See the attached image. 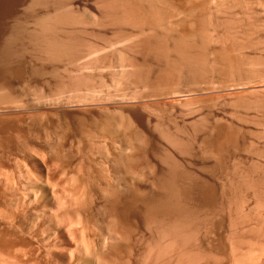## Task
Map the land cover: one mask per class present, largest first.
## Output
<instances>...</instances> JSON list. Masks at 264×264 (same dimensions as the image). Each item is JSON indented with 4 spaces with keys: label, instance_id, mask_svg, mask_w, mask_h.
I'll return each instance as SVG.
<instances>
[{
    "label": "rangeland",
    "instance_id": "rangeland-1",
    "mask_svg": "<svg viewBox=\"0 0 264 264\" xmlns=\"http://www.w3.org/2000/svg\"><path fill=\"white\" fill-rule=\"evenodd\" d=\"M41 1L40 0H36V1L35 0H33V1L32 0H0V55H1L0 56V64H4L2 66L0 65V76H1L0 77V83L1 82H4V83L7 82L6 84H9L10 89L12 88V91H11L12 94H11L10 90L8 91L9 93L4 91L5 93L9 94V95H6V97H5V94L1 95L3 90H0L1 91L0 92V142H2V143H0V155H1L0 156V173H1L0 174V215H1L0 218L3 217L2 219H0V247H1L0 248V264L1 263L2 264H66V262H67V264H96L97 262H98L97 264H101V260L103 259V261H104V258H105V262L103 263V261H102V264H111L112 262H113L112 264H114L115 260H116L115 264H153V263H155L154 261H156L155 259L158 258V259L162 260L163 257H164V259L162 261H160V260L156 261L155 264H157V263L159 264L160 262H161L160 264H163V262H164V264H171V263L172 264H181V262H182V264H184V263L187 264V262H188V264H193V263L194 264H207V263L208 264H212V263L213 264H237V262L239 263L240 261H242L241 264H243V259H244L243 256L245 253L247 254V253L252 251L251 249H253L254 251L251 253H254L256 250L257 253L256 252L255 253L258 254L260 252L259 250L263 249V247H264V233H263V230H264L263 229L264 228V223H263L264 222V218H263L264 213L263 212L264 211H262V210H264V207H263L264 205H261L264 203V200H263L264 199V197H263V194H264L263 193L264 192V184H263L264 183V179H263L264 178L263 177V175H264V66H263L264 65V0H192V1L191 0H189V1L188 0H186V1L182 0L187 5L184 4V2H182L181 0H150L151 3L149 2V0H142V1L141 0H135V2L133 0H130V1L129 0H125V1L124 0L123 1L122 0H116V1H120V2L117 3L116 1L115 2L113 1L115 3V5H113V6L116 9V10L115 9L113 10V13H108L107 12L108 10H105V8H104V10L106 11V13H105L104 10L101 8L102 6L104 7L102 2H106V0H98V2H96L97 0H55V3L57 2L56 3L57 5L55 3H53L54 0H52V1L51 0H46V1L41 0ZM204 1H205V3H204ZM30 2H32L33 5ZM34 2H36V3L34 4ZM38 2L41 4H39ZM128 2L130 3V5H131V2L136 3L139 6V8H141L142 11L144 10V12H145V13H143L144 15L141 13V17L139 16L140 14L138 15L139 16L138 18H137V16H134V18L136 19V22H135V19L131 21L130 20L131 18H130L128 21V19L123 18L124 17L123 14L125 15V13H122L123 12L122 9L124 8V5L128 4ZM240 2H241V4L243 2V4L241 5ZM148 3L150 6L148 5ZM201 4H203V5H201ZM29 5H31L32 7ZM66 5H68V6H66ZM177 5H178V7H177ZM59 6H61L62 8ZM99 6H101V7L99 8ZM116 7H119V8H116ZM142 7H144L145 9H143ZM196 7H198V8H196ZM203 7H204V9L202 10ZM120 8H121V11H120ZM99 9H101V10H99ZM147 9H149V10H147ZM182 9L184 10V12L182 11ZM64 10H66V12ZM70 10L72 13L70 12ZM200 10L202 11V13ZM51 11H52V13H51ZM53 11H55V12L53 13ZM56 11H58V12H56ZM116 11H118V12H116ZM57 13L59 15H57ZM22 14H24L23 18L20 16ZM40 14H41V16L43 15L42 17H44L46 14V17H45L46 19H49L50 17H51L50 19H52L55 16H57L60 19L62 16L66 19L69 18L67 21H65L66 25L64 24L65 23L64 22L63 24H60L57 26V28H56L57 34H56V32H54L56 35L54 33H52V34H54L53 36H56V38L59 37L58 39L60 40V42L67 41L69 44L71 43L70 45L75 47V50L73 49L75 53H73V51L71 50L72 58L71 57L70 58L63 57V58H61L62 60L59 59L57 61L47 60V59H44V56H41V57L39 56L40 53L38 51H35V48L32 47L33 45H31V43H27L30 41L29 40L30 39L29 38L30 32H27V31H30L31 29L32 30L36 29V25L34 24V22L36 23V21H38V20H43V19L45 20V18L39 17ZM61 14H63V15H61ZM104 15H106V16H104ZM147 15H149V17H147ZM24 16H25V18H24ZM15 17L17 18L16 20L22 19L21 20L22 22L20 21V23H18V24H21V26H18V24L16 25L17 27L14 26V22H12V21H13V19L15 20ZM108 17H109V19H108ZM199 17H200V19H199ZM113 18H116V19H113ZM186 18H188V20ZM76 19H78V20H76ZM138 19L139 20L141 19L140 21L143 22L146 26L145 25H144L145 27L142 26L143 23L141 24ZM191 20H192V23H191ZM232 20H234V21H232ZM67 22H70V23H68V25H67ZM135 23H137V24H135ZM147 23H148V26H147ZM198 23H199V25H198ZM34 25H35V27H34ZM235 26L237 29L239 28L238 29L239 31L236 30ZM14 27H15V29H14ZM18 27L19 28L23 27L22 30H24V31L21 32V28L19 29ZM139 27H141V28H139ZM198 27H200V28H198ZM11 28L13 29V31L11 30ZM24 28L27 29V31ZM18 29L20 31L19 33L17 32ZM231 29H232V31H231ZM195 30L197 32H195ZM14 31L16 33H13ZM25 31L28 34L26 33V34L22 35L23 37L17 35V33L22 34ZM8 32H11V33H8ZM200 32H202V33H200ZM209 32H210V34H209ZM237 32H238V34H237ZM151 33L154 35V37ZM197 33H198V35H197ZM233 33H234V35H233ZM250 33H251V35H250ZM11 34H13L12 36H15V37H12L13 38V40H11L12 42L15 41L17 39V37H19V38H18V40H16V42H13V44L10 45V47L12 48L11 49L12 53L9 54V57L2 58L1 50L4 48V45H6L4 43L7 42L8 35H11ZM49 34H51V33H49ZM223 34L225 35V38H224ZM25 35H27V36L29 35V37H27ZM231 35H233V36H231ZM48 36H49L48 37L49 39L53 38L52 35H48ZM67 36L69 38H67ZM205 36H207V37H205ZM208 36H209V40H211V41L208 40ZM230 37H231V39H230ZM232 37H233V39H232ZM236 37L239 39H237ZM14 38H15V40H14ZM27 38H29V39H27ZM56 38H54V39H56ZM147 38H150V39H147ZM178 38H180V39H178ZM234 38H236L238 41ZM5 39H6V41H5ZM215 39H217V40H215ZM148 40L150 42H148ZM181 40H182V42H184V40H185V43L189 44V45H187V47H188L187 50H190L188 52L191 54V58H193L192 59L193 63L190 60L191 63H190L188 68H186V66L183 67L184 64H181L182 61H180L181 59L178 57L179 55H177V53H175L176 51L173 49L174 45L176 44L175 42L181 41ZM220 40L223 42H221ZM67 42H65V43H67ZM139 42H141V43H139ZM143 42H145V43H143ZM147 43H149V44H147ZM142 44H144V45H142ZM145 44H147V45H145ZM152 44H153V46H152ZM24 45H25V47H23ZM141 45H142V47H141ZM233 45L234 46L237 45V46L234 47ZM160 46H161V48H160ZM143 47H144V50H143ZM15 48H16V50H13ZM19 48H22L21 51ZM141 48H142V50H141ZM238 51H240V52H238ZM125 54H127V56ZM124 55H125V58H124ZM129 58H130V61H128ZM143 58H145V59H143ZM166 58H167V60H165ZM238 58L240 60H238ZM5 59H7V60H5ZM4 60H5V62H4ZM155 60H158V61H155ZM7 61H8V63L6 65ZM132 61H134V62H132ZM173 61H175L176 63H178L181 66H179L178 64H176ZM128 62H130V63H128ZM138 62H140V63H138ZM179 62H181V63H179ZM134 63H136V64H134ZM137 63L138 64L143 63L142 67H144L146 69V71L150 72V73L147 72L146 75L148 74L147 80L149 78L148 81L151 84L148 82H147L148 85H147V83H143V82H141L142 84H144L143 86H142V84H140L139 81H141V80L138 77H136L134 74L136 68L138 67V66H136ZM170 63H172V64H170ZM173 66H177V67H173ZM132 67L133 68L135 67V70H133ZM33 68H35L36 72L38 71V73L33 72L34 71ZM180 68H181V70H180ZM182 68L185 69L186 71L182 70ZM172 69H174V71ZM175 69L176 70L178 69L177 72ZM18 70H19V72H18ZM187 70H188V73H187ZM127 71H131L132 73L128 72V74H127ZM171 71H172L173 75L171 74ZM51 72H53L54 74H51ZM175 72L176 73L180 72L182 74L186 73L187 75L186 74H184V75H186L187 77L185 76L182 79L176 80V76H174ZM165 74L168 77L172 75V77L175 79H173L172 77L171 78L169 77V79H168L167 77H164ZM188 74H189V76H188ZM132 75H134V76H132ZM126 76H127V78H126ZM131 76L134 80L132 78H129ZM6 79H7V81H6ZM75 79H77V80H75ZM127 79H129V80H127ZM164 79H165V81H164ZM21 80H23V81H21ZM60 80L62 81L61 84H59ZM4 83H1V84L4 85ZM32 83L36 84V85L32 86L33 85ZM56 83L58 84L59 87L56 85ZM38 84H40V85H38ZM45 84H46V86H45ZM64 84H65V86H66V84L69 85V87L74 86V88H71V87L68 88L66 86L68 88L67 89L65 86H63ZM76 84L78 87L76 86ZM60 85H62V87ZM61 88L62 89L65 88V89H63V91H62ZM33 89H34V91H33ZM36 89H38L37 91H38L39 96L36 95L37 94ZM39 89H43V90L41 91ZM58 89H60L59 94L57 92ZM69 89H70V91H69ZM71 90H73V91H71ZM39 92H41V93H39ZM50 93H51V96H50ZM40 95H42V96H40ZM55 95H57V96H55ZM54 96H55V98H54ZM35 97H37V98H35ZM72 97H73V99H72ZM5 98L8 100L6 101ZM15 98L16 99L18 98V100H15ZM65 98L67 99V101ZM80 98L82 99L81 101L79 100ZM83 98H84V100H83ZM34 100H35V102H34ZM14 101H17V102H14ZM259 102H261V103H259ZM20 104H23V105H21V107H20ZM262 104H263V106H262ZM64 105H65V107H64ZM70 105H73V106H70ZM22 107H24V108H22ZM50 107H52V108H50ZM105 107H107L109 109V111ZM42 108H44V109H42ZM101 108L102 109L105 108L104 111ZM4 109H6V110H4ZM22 109H24V110L22 111ZM117 109H119V110H117ZM7 110H9V111L7 112ZM113 111H114V113H113ZM37 112H38V115H36ZM41 112H42V114H41ZM119 112H121V115H123V121H125V119L127 120L129 118L130 120H128V122H126V123L130 122L131 126H133V127L136 125V127H138L139 129L142 130L141 132H144L146 129L148 134H150V135L155 134V136L157 135V137H158L159 132L163 133L165 131L164 133H166V135L168 134L167 136L172 135L171 137L174 140L176 138H174L173 136H177V139L175 141L176 142L180 141L179 144H182V145L184 143L183 146H185V143H186V145L189 148L188 151H187V147H186V150H184L186 153H183V152L178 153V150L174 151L173 150L174 148L170 147V146H172V145H170V142L168 140H165L167 138L166 135H165L166 136L165 139L161 138L162 136H160V135L158 138L156 137L158 139L156 141V147H158L157 148L158 154L161 153L160 154L161 156L167 155V157H170V156L174 157L175 159H177L178 162L179 161L181 162V163L179 162L180 165L183 164L182 167L184 166V168H186L188 170H192V172L196 173V175L198 174L199 180L201 179V181H199L200 183L197 182L196 185H192L193 187L190 186L191 187V191H190L191 192V194H190L191 200H192L193 204H195L193 206L196 207L197 211L194 210L193 208L192 209L194 211L191 210L193 213L192 215H194V216H192V218L190 219V222L193 219L194 222L193 221L192 222L196 225H194L191 222L190 225L194 228V232H193L192 227L189 225V230L191 229L192 231H189L188 234L190 233L189 239L190 240L193 239L195 241H193V240H192V242L190 240L186 241L185 242L186 244H184L183 247H180L181 249L180 248H175V250H174V248L169 249L168 251H170L171 253L168 252L167 250H165L163 246H166V244L164 245L163 242L164 241L167 242V240L162 239L163 242H162V240L158 241V242L155 241L156 237H154L155 235H154L153 231L150 229V227L149 226H146V227L143 226V225H145V223L143 224L144 219L142 216V211H143L142 207L143 206L141 207L140 204H137L135 209L136 208H138V209H136V211H135V209L133 207H132L133 208L132 209L131 206H128V203L126 204V202L128 200H127V197L125 194L126 191H124V190H126L128 188L127 191H130L129 187H132V186H130V184H131L130 181L132 183L134 182L135 183V184L133 183L134 185L140 184L143 186V184H144V186L145 185L148 186V184L146 183L147 173L144 169L143 164H142L143 166H140L141 167L140 170H142V171L140 172L139 169L133 170L134 173L133 172H129V173L128 172H126V173L120 172V173H118V171L114 170V166L112 168V165L114 164L115 159H117L116 157L119 156L120 154H122L121 156H119L121 158H123V156L125 157L128 154L127 157H125L123 159H126V158L129 159L130 158V156L132 155L131 150H133L134 145L133 146L127 145L125 147L126 151L123 150L122 149L123 147L120 148L119 147L120 144L118 145L117 141L121 142L120 141L121 139L117 140V138L119 139L117 134H115L116 140H113L115 137L112 138L114 136V133L112 134L111 133L112 131L108 130L110 128H108L107 131L105 130L106 132H109L110 134L109 133L106 134V132L103 131L106 128L101 129V126L99 125L98 122H100V124H101V121L104 117H109V116L112 118L114 117L113 120H115L114 121L115 125H114V122L111 123L112 125L110 124L111 127L113 126V128H114L116 126V122H118V121H116L117 119H115V118L120 117V115H117V113L120 114ZM109 113H111L112 115L111 114L109 115ZM46 114H47V116H46ZM51 114L53 117L51 116ZM53 114H55V115H53ZM90 114H91V116H90ZM126 114H127V116H126ZM31 115H32V117L33 116L34 117L31 118ZM41 115L45 116V118H41L42 117ZM72 115H74V116L76 115V119ZM116 115H117V117H116ZM124 116H126V117L124 118ZM59 117H61V118H59ZM98 117H99L100 121L97 119ZM40 118H41L42 122L40 121ZM83 118L86 120H84ZM89 118H92V119H89ZM93 118H95L97 120L96 122L98 123V125H97L98 128L96 126L97 123L95 122V119L93 120ZM79 119H80V121H78ZM54 120L55 121L59 120V122H55ZM32 121L34 123H32ZM92 121H94V122H92ZM134 122L136 124H134ZM229 122H230V124H229ZM48 123L50 125H47ZM56 123H58V124H56ZM73 123H75V124H73ZM78 123L80 124V126ZM85 123H89L88 125H90V126H88ZM92 123H94L95 126ZM26 124L29 127V128L27 127V129H26V126H27ZM54 124L57 126H55ZM60 124H62V127H59ZM67 124H68V126L72 132L70 130H66V129H69L68 126H66ZM130 124L128 126H130ZM40 125H41V127H40ZM91 125H92V127H91ZM233 125H234V127H233ZM46 126L48 127L49 130L47 129ZM125 126L127 127V124ZM153 126H155V127H153ZM201 126H202V129H201ZM204 126L206 127V129ZM32 127H34V128H32ZM56 127H57V129H56ZM75 127H76V129H75ZM94 127H95V129H94ZM193 127L196 128V131H193V130H195ZM219 127L221 129H219ZM40 128H41V130H39ZM89 128L90 129L92 128L93 130L92 129L90 130ZM116 128H117V126H116ZM235 128H237V129H235ZM59 129H61L62 131ZM78 129H80L83 136L81 135L80 131H77ZM134 129H135V127H134ZM29 130H31L32 133ZM46 130H47V132H46ZM110 130H112V129H110ZM122 130H124V129H121L120 131H122ZM149 130H150V132H149ZM160 130H163V131H160ZM237 130L240 132H238ZM50 131H52V132H50ZM74 131H75V133H74ZM76 131H77V133H76ZM97 131H98V133H97ZM114 131H116V129ZM118 131H119V129H118ZM8 132H10V133H8ZM62 132H63V134H62ZM92 132H93V134H92ZM156 132H158V133H156ZM171 132H173V133H171ZM59 133H60V135L61 134L62 135L60 136ZM64 133H65V136H64ZM88 133L90 134L91 137L89 136ZM99 133H101V135ZM115 133H117V132H115ZM96 134H98V135H96ZM43 135H44V137H43ZM193 135H195V136H193ZM55 136L57 137L58 140L55 138ZM84 136H86L87 138L86 137L84 138ZM109 136H112V137H110L111 139L109 138ZM155 136L153 135V137H155ZM31 137H33V139ZM61 137H62V139L63 138L65 139V140L63 139L64 142L62 141ZM74 137L78 140H76ZM230 137H232V139ZM48 138H50V139H48ZM92 138H93V140H92ZM80 139H82L81 140L82 143L80 142ZM104 139H105V141H104ZM167 139H169V137ZM181 139H182V141H181ZM15 140H17V141H15ZM50 140H52V141L55 140V142H53V145H52V141L50 142ZM74 140H76V141H74ZM112 140L114 142L113 143L114 145H112ZM141 140H143V137H141ZM18 141H20V142L22 141L20 143L21 145L19 144ZM167 141H168V143H167ZM16 142H18V143L16 144ZM198 142H199V145H201V146L203 144L205 145V146L203 145L204 147L202 148L203 152H202V150H200L201 147L200 148L198 147L199 146ZM228 142H229V145H228ZM234 142H235V144H234ZM13 143H15V144H13ZM115 143L124 152H122L121 150L115 151V150L119 149L118 147H117L118 149H115L116 148ZM190 143L192 144V146L190 145ZM218 143H219V145H218ZM28 144H30V145H28ZM225 144L228 148L225 146ZM25 145H26V147L30 146L31 150L27 151ZM54 145H56V146L58 145L57 146L58 152L56 151L58 153V155L55 152L56 147ZM76 145L78 146L77 148H76ZM157 145H159V146H157ZM100 146H102V147H100ZM104 146L106 148H104ZM214 146H216V147H214ZM232 146H233V148H232ZM20 147L23 149V151ZM24 147H25V150H24ZM53 147L55 148L54 152H53V150H51ZM67 147H68V150H67ZM97 147H99V148H97ZM127 147H129L131 150L129 148L127 149ZM135 147H136V145H135ZM162 147H163V149L161 150L160 148H162ZM192 147H194V148H192ZM219 147H221V148L219 149ZM222 147H224L223 149H226L227 151L223 150ZM62 148H64V149H63V152L61 154ZM78 148L80 149V151L78 150ZM82 148H84L85 150H83ZM102 148H104V149H102ZM166 148H169V149H166ZM210 148H211V150H210ZM4 149H5V151H4ZM190 149H191V151H190ZM206 149L208 151L210 150L212 152V157L209 155V154H211V152L210 153L207 152L208 155L205 153ZM212 149L214 151H212ZM231 149H233V150H231ZM33 150H34V152H33ZM73 150H75V151H73ZM107 150L109 153L105 152ZM163 150L165 152H163ZM218 150L221 152H219ZM68 151H69V153H68ZM81 151H86V152H81ZM114 151H115V153H114ZM167 151H169L168 153L171 152L170 156H168L169 154L167 153ZM180 151H182V150H180ZM64 152H65V154H64ZM129 152H130V156H129ZM175 152H176V154H175ZM191 152H192V154H191ZM55 153H56V156L54 155ZM81 153H83V154L86 153V154L84 156ZM107 153L109 154V156ZM116 153L117 154L119 153V155H117ZM162 153H164V154H162ZM225 153H227L228 156ZM49 154H51V158L53 156H55L56 158H60L61 162L58 163L60 161L59 159L56 160L54 158H52V159L49 158L50 157ZM67 154L70 157L72 156L71 159H69L70 157ZM96 154L97 155L100 154V155L97 156ZM185 154H187L189 156H187ZM199 154H200V156H199ZM204 154H206V155H204ZM213 154H214V157H213ZM46 155H47V157H46ZM60 155H61V157H60ZM74 155H77V156L74 157ZM177 155H178V157H177ZM219 155H221V156H219ZM62 156L64 159H61ZM79 156H80L81 160H83V161L85 160V162L87 160H89V161H87L86 163L83 161L80 162L78 160ZM181 156H182V158H180ZM205 156H207V158ZM209 156L211 157V159ZM81 157H83V158H81ZM75 158H77V160ZM233 158H234V160H233ZM105 159H108V160H105ZM112 159H114V160H112ZM207 159H208V161H207ZM54 160H56L58 162H56ZM217 160H219V161L217 162ZM63 161H65V162H63ZM112 161H114V162H112ZM125 161H127V159ZM233 161H235V162H233ZM101 162H102V164H100ZM55 163H57V165ZM66 163H68V164L66 165ZM73 163L74 164L80 163V164L77 166V164L74 165ZM89 163H90L91 167H90ZM94 163H95V165H97L98 163L99 164L95 167ZM204 163H206L205 164L206 166L202 165ZM232 163H234V164H232ZM81 164L84 165L83 168H82ZM86 164H88V165H86ZM185 164H187V165H185ZM209 164H210L211 168L208 167L209 168L208 169L207 166H209ZM230 164H232L233 166L232 165L230 166ZM92 165H94V166H92ZM102 165H104L105 167L103 166L101 168L100 166H102ZM212 165H214V168H212ZM87 166L90 168L87 169ZM106 166H108V169L106 168ZM200 166L205 167V168L199 169ZM234 166L236 167L235 170H234ZM58 167H60V168H58ZM79 167L83 170H81ZM97 167H99V168H97ZM64 168H66V169H64ZM75 168H78L80 173H82V171H84V168H85V170H88L87 176H89L88 178L90 180L89 181V183H90L89 187L90 186H92V187H91V189L88 188L89 189V193H88L89 195H87L86 197L83 195V192H81L80 189H78V190H80V192L82 193V195L84 197L81 195V193L79 191H77L78 186H80V185L75 186L76 184H78V182H77L78 180L76 181V184L75 183L72 184L74 182V180L76 178H78L77 176L80 175V177H81V174L78 173L77 172L78 170ZM142 168L144 169L145 174L142 173V172H144ZM196 168H197V170H196ZM70 169H73V170H70ZM97 169L99 170V173H98ZM102 169L103 170L105 169V170L103 171ZM230 170H232V171H230ZM259 170H261V171H259ZM27 171H28V173H27ZM45 171H46V173H45ZM112 171H116L113 173L115 175H117V177L112 173ZM219 171H220V173H219ZM242 171H243V175H242ZM71 172L75 175H73ZM75 172H77V173H75ZM136 172L140 173V175L138 176V173H136ZM227 172H229V173H227ZM84 173H86V171H84ZM84 173H82V174H84ZM116 173H118V174H116ZM29 174H30V176H29ZM106 174H108V175H106ZM121 174H123L125 176L123 177V175H121ZM141 174H143L142 176L145 175V177H142ZM224 174H226L227 176ZM238 174L241 176H239ZM256 174H258V175H256ZM20 175H22L23 177ZM71 175L75 176V179L72 178ZM113 175L115 176V178L112 177ZM126 175H128V176H126ZM261 175H262V177H261ZM31 176H32V178H31ZM119 176H121V177H119ZM251 176H252V178H251ZM91 177H93V178L95 177V178L93 179ZM133 177L135 178L134 181L131 179ZM139 177H141V178L139 180H137ZM249 177L251 179L250 181H249ZM64 178L66 180H64ZM69 178L71 180H73V182ZM100 178L102 179V181H99ZM111 178H112V180H115L117 182L114 184L115 181L113 182L111 180ZM25 179H26V181H25ZM67 179H69V181ZM104 179L108 180V181H105ZM121 179H124V181L127 180V182L125 181V185H127L126 183H130V184H128L129 187L125 186V185L122 186L123 185L122 183H124V181L123 180H122L123 182L120 181ZM216 179H217V181L220 180L219 183L216 182ZM258 179L261 180V182ZM232 180L233 181L235 180V181L233 182ZM65 181L67 182L66 185H65ZM224 181H226V182H224ZM230 181H232V183ZM236 181H237V183H236ZM247 181L249 183H247ZM101 182L104 185L101 184ZM137 182H139V183H137ZM221 182L224 184H222ZM227 182H228V184H226ZM34 183H36V184H34ZM69 183H70V185H69ZM97 183H99V184H97ZM133 184H131V185H133ZM235 184H236V187H235ZM247 184H249L250 186ZM10 185H11V187H10ZM28 185H31V186H28ZM93 185L96 188H94ZM108 185H110V186H108ZM221 185H223V186L220 187ZM227 185L228 186L230 185L228 191L231 190V192L227 191V188H228ZM246 185H247V189L249 187H250V189H248V190L245 189ZM258 185L260 186V188ZM98 186L100 189H97ZM117 186H119V187H117ZM3 187H5V188H3ZM63 187H65V188H63ZM101 187H103V188H101ZM223 187L225 188V190L224 189L222 190ZM240 187H241V189H239ZM109 188H110V190L112 189V191H113V189H114V191H115V189L118 190V188H119V191L121 189H123L122 193H120L121 191L119 192L116 190L119 193V196H118V194L115 192V195H117V197L114 196L113 198H115V199L117 198L116 200L110 198V200L116 201V203L113 201L112 202L109 201V198H107L108 196H105L106 202L104 200V198H105L104 195H106V191H107L106 189H109ZM243 188L246 191L243 190ZM11 189H14V190H12V192H11ZM51 189H52V191H51ZM74 189H75V191H74ZM101 189L102 190L104 189V193H102L103 191ZM210 189H212V190H210ZM37 190H39V191H37ZM64 190H65V192H64ZM233 190L234 191L236 190V191L233 192ZM23 191H24V193H23ZM31 191H33L32 194H30ZM54 191L56 194L54 193ZM100 191H101V193H99ZM238 191L239 192L241 191L240 192V193H242L241 196H240V193L237 194ZM52 192H53V194H52ZM72 192H74V193H72ZM76 192H77V196L75 195ZM90 192H92V193H90ZM223 192H224V194H222ZM64 193H67V195ZM127 193L129 194V192H127ZM210 193H212V194H210ZM213 193H214V195H213ZM71 194H72V196H71ZM79 194L81 195L80 197L78 196ZM220 194H222L224 196H222ZM230 194L232 197L230 196ZM260 194H262V195L260 196ZM32 195H37V196H32ZM101 195H103V196H101ZM120 195H122V196H120ZM192 195H193V197H192ZM15 196H16V199L14 198ZM52 196H53V198H52ZM67 196H71V197L66 198ZM235 196H236V198H235ZM81 197H83V198H81ZM125 197H126V200H125ZM245 197L247 198V200ZM250 197H252V198H250ZM254 197L258 200V202H256L257 200ZM75 198H78V199L80 198V199L75 200ZM98 198H100V199H98ZM118 198H119V200H118ZM230 198H231L230 201L231 202L233 201L232 203L230 201H228ZM260 198H262V199L260 200ZM62 199H64V200H62ZM67 199H70V200H67ZM83 199H86V200L88 199V201H86L85 204H88L90 208L88 206L86 208H84V206H86V205L84 204L85 200H83ZM91 199H92V201H90ZM236 199L238 201H235ZM244 199L246 201H244ZM58 200H59V202H58ZM202 200H204V201H202ZM221 200H222V202H221ZM63 201H64V203H61ZM67 201H69V203ZM73 201H74V203H73ZM226 201H228V202H226ZM76 202L79 204V206H80V202H82L84 204V206H83L84 210L81 206H80L81 208L79 206H77L78 204ZM89 202H90V204H89ZM102 202H103V204H102ZM198 202L201 205H199V204L196 205ZM105 203H107V204H105ZM108 203H110V206H107V205H109ZM111 203H114V207H113V204H111ZM244 203H245V205L242 206V204H244ZM57 204H58V206H57ZM218 204H220V205L222 204V206L219 207L220 205H218ZM238 204H240V205H238ZM17 205H19V206H17ZM55 205H56V207H55ZM236 205H237V207H236ZM63 206H64V208H63ZM65 206H67L68 209L65 208ZM92 206H94V207H92ZM111 206L113 208H110ZM238 206L239 207L242 206V207L238 208ZM19 207H21V209ZM75 207H76V209H75ZM108 207L111 210H108ZM226 207H229L230 210L228 208L226 209ZM234 207L237 209H235ZM249 207H250V209L253 210V211L251 210L252 212L249 211L250 210ZM70 208H71V210H70ZM78 208H80L81 211H80V209L78 210ZM256 208L257 209L259 208L258 211ZM58 209H61V210H58ZM98 209H99V211H98ZM113 209H114V212L117 214V215L114 214V216L116 218H118L117 220H120L119 222H123V224H124L123 225L121 223V225L123 226L122 229L124 232L121 231V234L120 235L118 234L119 236L117 234L112 233L111 226H106L107 224L110 225V223H107V222H110L109 216L113 215V214L110 215V213ZM200 209H201V211H200ZM240 209H242V210H240ZM254 209H255V211H254ZM88 210H89V212H88ZM137 210H139L140 212H138ZM202 210H203V212H202ZM213 210H214V212H212ZM239 210L241 212H239ZM245 210L247 211L248 214L245 213L246 212ZM121 211L122 212L124 211L125 214H124V212L121 213ZM217 211H218V213H217ZM226 211H227V213H226ZM242 211H243V213H242ZM256 211H257V213H255ZM61 212H62V214L64 212V214L62 215ZM103 212L106 213V215H104ZM198 212H200V213H198ZM74 213L76 215L79 214L77 216L78 219H80V217L82 216L80 221L83 224L82 223L80 224V221H78L76 224L74 223L75 225L72 224V225H74L73 226L74 228H73L71 225V223H72L71 220L73 219L72 220L73 222H76L78 220V219H76L77 217L76 218L74 217V216H76ZM81 213H83L84 215L83 214L81 215ZM118 213L119 214L121 213L120 216ZM260 213H262V214H260ZM100 214H101V216H100ZM126 214H128V215H126ZM235 214L237 216L239 214L240 217L235 216ZM245 214H247V216ZM253 214H255V215H253ZM68 215L69 216L71 215V216L69 217ZM89 215L91 217H89ZM123 215H126V217L125 216L122 217ZM131 215H135V216L133 217ZM207 215H209V216H207ZM87 216L89 219L87 218ZM97 216H98V219H97ZM106 216H108V217L106 218ZM117 216H119L120 218ZM245 216H246V219L244 220ZM251 216L256 221L254 219H252ZM58 217H59V220L56 219ZM130 217H132V218H130ZM206 217H208L209 219H207ZM52 218H53V221H52L53 223L51 222ZM84 218H85V220H84ZM93 218H94V221H93ZM123 218H125V219H123ZM137 218L140 220H138ZM239 218L243 219L244 222H243V220L238 221L237 219H239ZM247 218H251V219H247ZM62 219H63L64 223L62 222ZM64 219H66V220H64ZM126 219H127V221H125ZM202 219L203 220L206 219V220L203 221ZM210 219H213V222H212V220L210 221ZM68 220H70V221H68ZM86 220H88L89 222L87 221L84 224V221H86ZM100 220H102V221H100ZM135 220H136V222H135ZM57 221L62 223L63 225L61 224V227H60V223H57ZM259 221H260V223H259ZM8 222L12 225H10ZM102 222H105V223H102ZM228 222H230V223L228 224ZM241 222H242V225H240ZM65 223H67V225ZM244 223H245V225H243ZM78 224H79V226H78ZM95 224H96V227H95ZM126 224H127L128 228H126L127 227ZM133 224L136 226L135 227L136 229L134 228ZM197 224L199 225L198 227H197ZM237 224H239L240 226H238ZM252 224H253V226H252ZM255 224L256 225L258 224V225L256 226ZM262 224H263V226H262ZM56 225H57V228H56ZM69 225H71V227H69ZM88 225H90V226H88ZM202 225H204V227ZM212 225H213V227H212ZM235 225H237V226H235ZM102 226H105L106 228L102 227ZM205 226H207L206 229H205ZM250 226H251V228L254 227L256 229L255 230H254V228L251 229ZM88 227H89V230H88ZM107 227H109V228H107ZM196 227L197 228L201 227V228H199L198 229L199 231H198ZM247 227H248V229H247ZM259 227L261 230L258 229ZM15 228H17V229H15ZM67 228H68L69 232H68ZM95 228L97 230H99L98 233H97ZM212 228H213V230H212ZM242 228H244V230ZM107 229H109V230H107ZM81 230H83V231H81ZM92 230H93V232H92ZM233 230H235V231L233 232ZM250 230H252V231H250ZM256 230H257V232H256ZM126 231L128 232V234L126 233ZM246 231H248L249 233ZM106 232L109 233V236H108V233L106 235ZM132 232H134L133 233L134 235L131 234ZM135 232H137V233H135ZM148 232L151 234H149ZM24 233L26 234V236ZM68 233H69V235H67ZM81 233L83 236L81 235ZM99 233H100V236L98 235ZM111 233L114 235V237H113V235H111ZM123 233H124V235H123ZM138 233H140V234H138ZM146 233H148V234H146ZM195 233H198V234H195ZM96 234H97V238H96ZM102 234L104 236H102ZM199 234H201V235L197 237V235H199ZM207 234H208V237L206 238ZM71 235L73 236L72 239H74V240L70 239ZM125 235H126V238L127 237H129V238L124 239ZM132 235H133V237H132ZM141 235H142V237H141ZM143 235H144V237H143ZM148 235L149 236L151 235L150 239H149ZM152 235H154V236H152ZM239 235L241 236V239H240ZM13 236H14V238H13ZM74 236H75V238H74ZM79 236H81L82 238ZM110 236H112V237H110ZM194 236L196 239L199 238V240H196L194 238ZM204 236H205V238H204ZM235 236H236V238H235ZM92 237H94V239ZM102 237H103V240H102ZM109 237H110V239H109ZM248 237H249V239H248ZM258 237H259V239H258ZM134 238L138 242L135 241ZM215 238H216V241H215ZM229 238H231V239H229ZM246 238H247V241H246ZM77 239H79V242L80 241L82 242L84 239L83 244L82 243L77 244L78 243ZM99 239L102 241H104L106 239L105 240L106 242L104 241V243H103ZM108 239L111 241H109ZM252 239H253V241H252ZM261 239H263V241ZM70 240H72V241L70 242ZM91 240H92V242H91ZM114 240H116V241H114ZM125 240H126V242L128 240V242L126 243ZM117 241H118V243H117ZM131 241H133V242L131 243ZM153 241H155L157 243H155ZM197 241H201V242H197ZM228 241H230L232 243H230ZM243 241L246 243H244ZM74 242H76V244ZM107 242H110V244ZM120 242H122V243L125 242V244H128V246L125 245L124 243L122 244ZM139 242H143V243H139ZM147 242L148 243L150 242V245L152 244L153 246L152 245L149 246V244H147ZM159 242H161L163 244H161ZM189 242H191V243H189ZM195 242H197V243H195ZM247 242H248V244H247ZM253 242H255V243H253ZM87 243H89V244H87ZM101 243H102V245H104V248H102L103 246L101 245ZM158 243L160 245H163V246L160 247V245ZM204 243L207 245H205ZM228 243L232 246V250L230 249L231 246H229ZM105 244L106 245L109 244V246H105ZM112 244L115 248L112 247ZM132 244H135V245L133 246ZM257 244H259L260 246L258 245L259 246L258 247ZM73 245L74 246L76 245L77 248L74 247ZM110 245H111V247H110ZM188 245H189V247H188ZM214 245H216V246H214ZM236 245L239 247H237ZM243 245L245 247H243ZM116 246H117V248H116ZM125 246H127V247H125ZM130 246H131V249H129ZM156 246H158V247H156ZM198 246H201V247L203 246V247L198 248ZM107 247H109V249H111V251ZM149 247H151L150 250H149ZM162 247H163L164 252L162 250ZM223 247H224V249H223ZM86 248L88 249V251L91 249V251H89V252L92 255L90 253H88ZM152 248L155 249V251L157 249V252H155ZM192 248H194V249L198 248L197 253H200V254H198V257H197V254L195 252L196 249L193 250ZM215 248H217V249H215ZM248 248L250 250H248ZM85 249H86V251H85ZM97 249H98V251H96ZM103 249L106 250L104 253H103V251H104ZM113 249L116 251L113 252L114 251ZM122 249H124L123 251L125 254L123 253ZM160 249L162 250V252ZM199 249H201V250H199ZM65 250H68L69 252L65 251ZM108 250H109V252H108ZM127 250L130 253L126 252ZM159 250H160L161 256L159 255ZM182 250L184 251V253ZM214 250H215V252H214ZM70 251H71V254H70ZM77 251H80L81 253H79ZM192 251H194V254ZM231 251H233L234 254ZM236 251H238V252H236ZM263 251H264V249H263ZM73 252H74V255L72 256ZM82 252H83V254H82ZM120 252H121V254H119ZM133 252H135V253L133 254ZM176 252L179 255L175 256L174 254H172V253L176 254ZM189 252H191V253L188 256L187 254H189ZM240 252H242V253L240 254ZM145 253H146V255H144ZM209 253L211 255H208ZM93 254H95L96 257L98 256L97 258H100V259H101L102 255H103V257L101 260L96 259L95 255H93ZM129 254L132 256H130ZM170 254H171V256H166V255H170ZM185 254L187 255V257ZM231 254H233V255H231ZM262 254L260 257H258L256 259V262H250V264L251 263L252 264H264V252H262ZM105 255L107 257H105ZM147 255H148V257H147ZM152 255L155 259L152 258ZM193 255H196V256H193ZM213 255H215V256H213ZM229 255H231V256H229ZM237 255H238L237 260L241 255H242V257H241L242 259L240 258L239 261L235 260ZM108 256H109V258H108ZM110 256H112V257L110 258ZM179 256H181V257H179ZM184 256L186 257V261H185ZM191 256L194 259H192ZM216 256H218L217 259H216ZM93 257H95V258L93 259ZM165 257H167V258H165ZM219 257H220V260H219ZM171 258L174 260H171ZM210 258H212V259L214 258V259L212 260ZM233 258H235L234 259L235 262L233 261ZM86 259H89V261ZM124 259L126 260L127 263L124 261ZM145 259H147V260H145ZM34 260H36V261H34ZM97 260H99V261H97ZM144 260H145V262H144ZM169 260H170V262H169ZM200 260H202V261H200ZM223 260H224V262H222ZM151 261H153V262L151 263ZM179 261H181V262H179ZM206 261H207V263H206ZM244 264H247V263H244Z\"/></svg>",
    "mask_w": 264,
    "mask_h": 264
},
{
    "label": "bare ground",
    "instance_id": "bare-ground-1",
    "mask_svg": "<svg viewBox=\"0 0 264 264\" xmlns=\"http://www.w3.org/2000/svg\"><path fill=\"white\" fill-rule=\"evenodd\" d=\"M33 1V0H32ZM36 1V0H35ZM41 1V0H40ZM46 1V0H45ZM52 1V0H51ZM116 1V0H106V2H102V4L104 5V7L102 6H99V8L101 7L103 10H104V8H105V10H108L107 12L108 13H113V10L115 9V7L113 6V5H115V3L114 2ZM123 1V0H122ZM125 1V0H124ZM130 1V0H129ZM134 2H135V0H133ZM142 1V0H141ZM182 1V0H181ZM180 1V2H181ZM184 1H186V0H184ZM184 1H182V2H184ZM189 1V0H188ZM192 1V0H191ZM42 2V1H41ZM96 2H98V0L96 1ZM117 3L118 2H120V1H116ZM137 2V1H136ZM147 2V1H146ZM149 2H150V0H149ZM170 2V1H169ZM174 2V1H173ZM178 2V1H177ZM179 2V3H180ZM195 2V1H194ZM199 2V1H198ZM234 2V1H233ZM238 2V1H237ZM236 2V3H237ZM250 2V1H249ZM248 2V3H249ZM254 2V1H253ZM32 5H33V3L32 2H30ZM36 2H34V4H35ZM39 3V2H38ZM37 3V4H38ZM43 3V2H42ZM50 3V2H49ZM53 3H55V0H54V2ZM52 3V4H53ZM57 3V2H56ZM55 3V4H56ZM59 3V2H58ZM116 3V4H117ZM151 3V2H150ZM171 3V2H170ZM190 3V2H189ZM192 3V2H191ZM204 3H205V1H204ZM246 3V2H245ZM36 4V5H37ZM39 4H41V3H39ZM48 4V3H47ZM66 4V3H65ZM97 4V3H96ZM139 4V3H138ZM178 4V3H177ZM184 4H186L185 2H184ZM183 4V5H184ZM240 4H241V2H240ZM242 4H243V2H242ZM241 4V5H242ZM253 4V3H252ZM251 4V5H252ZM57 5V4H56ZM61 5V4H60ZM99 5V4H98ZM124 5V4H123ZM148 5H149V3H148ZM173 5V4H172ZM187 5V4H186ZM201 5H203V4H201ZM240 5V6H241ZM29 6H31V5H29ZM63 6V5H62ZM66 6H68V5H66ZM119 6V5H118ZM150 6V5H149ZM175 6V5H174ZM173 6V7H174ZM191 6V5H190ZM32 7V6H31ZM34 7V6H33ZM41 7V6H40ZM54 7V6H53ZM52 7V8H53ZM56 7V6H55ZM59 7H61V6H59ZM123 7V6H122ZM146 7V6H145ZM177 7H178V5H177ZM246 7V6H245ZM29 8V7H28ZM62 8V7H61ZM116 8H119V7H116ZM143 9H145L144 7H142ZM149 8V7H148ZM152 8V7H151ZM185 8V7H184ZM183 8V9H184ZM187 8V7H186ZM196 8H198V7H196ZM201 8V7H200ZM199 8V9H200ZM234 8V7H233ZM155 9V8H154ZM182 9V11L184 12V10ZM190 9V8H189ZM188 9V10H189ZM204 9V7L202 8V10ZM240 9V8H239ZM242 9V8H241ZM245 9V8H244ZM26 10V9H25ZM41 10V9H40ZM44 10V9H43ZM55 10V9H54ZM61 10V9H60ZM67 10V9H66ZM66 10H64L65 12H66ZM99 10H101V9H99ZM104 10V12L106 13V11ZM116 10V9H115ZM118 10V9H117ZM123 10V12L122 13H125V15L123 14V18H126V19H128V21H129V19L132 21V20H134L135 18H134V16H137V18L140 16L141 17V13L143 14V13H145L144 12V10L142 11V9L141 8H139V6L136 4V3H132L131 2V5H130V3L128 2V4H126V5H124V8L122 9ZM147 10H149V9H147ZM146 10V11H147ZM153 10V9H152ZM179 10V9H178ZM181 10V9H180ZM194 10V9H193ZM234 10V9H233ZM120 11H121V8H120ZM154 11V10H153ZM190 11V10H189ZM201 11V10H200ZM237 11V10H236ZM247 11V10H246ZM37 12V11H36ZM55 11H53V13H54ZM56 12H58V11H56ZM70 12H71V10H70ZM103 12V11H102ZM116 12H118V11H116ZM151 12V11H150ZM155 12V11H154ZM199 12V11H198ZM45 13V12H44ZM51 13H52V11H51ZM63 13V12H62ZM72 13V12H71ZM78 13V12H77ZM115 13V12H114ZM120 13V12H119ZM153 13V12H152ZM151 13V14H152ZM201 13H202V11H201ZM205 13V12H204ZM235 13V12H234ZM140 14V15H139ZM148 14V13H147ZM19 15V14H18ZM23 15L24 14H22V15H20L22 18H23ZM28 15V14H27ZM34 15V14H33ZM48 15V14H47ZM57 15H59L58 13H57ZM61 15H63V14H61ZM72 15V14H71ZM75 15V14H74ZM109 15V14H108ZM114 15V14H113ZM119 15V14H118ZM122 15V14H121ZM139 15V16H138ZM144 15V14H143ZM146 15V14H145ZM153 15V14H152ZM151 15V16H152ZM200 15V14H199ZM30 16V15H29ZM43 16V15H42ZM41 16V14H40V16L39 17H42ZM104 16H106V15H104ZM103 16V17H104ZM18 17V16H17ZM38 17V18H39ZM46 17V14H45V16L44 17H42V18H45ZM60 17V16H59ZM66 17V16H65ZM116 17V16H115ZM147 17H149V15H147ZM24 18H25V16H24ZM32 18V17H31ZM41 18V19H42ZM51 18V17H50ZM46 19L45 18V20L43 19V20H38V21H36V23L34 22V24L36 25V29H34V30H30V31H27V29H25L27 32H30L29 34H30V37H29V35L27 36V35H25V36H27V37H29V38H27V39H29L30 41L29 42H27V43H31V45H33L32 47H34L35 48V51H38L40 54H39V56L41 57V56H44V59H47V60H53V61H57V60H59V59H61V58H63V57H66V58H72V53H71V50L73 51V53H75L74 52V50H75V47L74 46H72V45H70L67 41H65V42H67V43H65V42H60V40L58 39V38H56V36H53L55 33L54 32H56V34H57V31H56V28H57V26L58 25H60V24H63L65 21H67L68 19H66V18H64L63 16L61 17V19L60 18H58L57 16H55L54 18H52V19ZM64 18V19H63ZM118 18V17H117ZM133 18V19H132ZM144 18V17H143ZM204 18V17H203ZM12 19V18H11ZM17 18L15 17V20L13 19V21L12 22H14V26H16L18 23H20V21L22 20H16ZM73 19V18H72ZM108 19H109V17H108ZM107 19V20H108ZM113 19H116V18H113ZM147 19V18H146ZM187 20H188V18H186ZM199 19H200V17H199ZM31 20V19H30ZM74 20V19H73ZM76 20H78V19H76ZM80 20V19H79ZM95 20V19H94ZM125 20V19H124ZM139 20V19H138ZM141 20V19H140ZM139 20V21H140ZM152 20V19H151ZM150 20V21H151ZM34 21V20H33ZM114 21V20H113ZM119 21V20H118ZM127 21V20H126ZM145 21V20H144ZM149 21V22H150ZM153 21V20H152ZM232 21H234V20H232ZM22 22V21H21ZM71 22V21H70ZM70 22H67V25H68V23H70ZM76 22V21H75ZM78 22V21H77ZM112 22V21H111ZM110 22V23H111ZM116 22V21H115ZM114 22V23H115ZM134 22V21H133ZM135 22H136V19H135ZM154 22V21H153ZM185 22V21H184ZM197 22V21H196ZM25 23V22H24ZM23 23V24H24ZM72 23V22H71ZM120 23V22H119ZM140 23L142 24L143 22H141L140 21ZM152 23V22H151ZM183 23V22H182ZM181 23V24H182ZM191 23H192V20H191ZM194 23V22H193ZM239 23V22H238ZM13 24V23H12ZM22 24V25H23ZM65 25H66V22L64 23ZM75 24V23H74ZM131 24V23H130ZM129 24V25H130ZM135 24H137V23H135ZM233 24V23H232ZM236 24V23H235ZM35 25H34V27H35ZM73 25V24H72ZM113 25V24H112ZM140 25V24H139ZM145 24L143 23V25L142 26H144ZM189 25V24H188ZM198 25H199V23H198ZM18 26H21V24H18ZM63 26V25H62ZM71 26V25H70ZM146 26V25H145ZM144 26V27H145ZM147 26H148V23H147ZM150 26V25H149ZM203 26V25H202ZM257 26V25H256ZM17 27V26H16ZM61 27V26H60ZM194 27V26H193ZM201 27V26H200ZM200 27H198V28H200ZM19 28V27H18ZM21 28V27H20ZM19 28V29H20ZM139 28H141V27H139ZM183 28V27H182ZM189 28V27H188ZM235 28H236V26H235ZM256 28V27H255ZM14 29H15V27H14ZM19 29H18V33L20 32L19 31ZM23 29V27L21 28V32H23L24 30H22ZM60 29V28H59ZM239 29V28H238ZM237 28H236V30H238ZM11 30L13 31V29L11 28ZM10 30V31H11ZM148 30V29H147ZM146 30V31H147ZM201 30V29H200ZM204 30V29H203ZM235 30V31H236ZM254 30V29H253ZM24 32V33H20V34H18L17 33V35H19V36H21V37H23L22 35H24V34H26L27 32ZM150 31V30H149ZM183 31V30H182ZM190 31V30H189ZM193 31V30H192ZM231 31H232V29H231ZM234 31V30H233ZM239 31V30H238ZM256 31V30H255ZM148 32V31H147ZM184 32V31H183ZM188 32V31H187ZM194 32V31H193ZM195 32H197L196 30H195ZM248 32V31H247ZM8 33H11V32H8ZM13 33H16L15 31L13 32ZM49 33H51V34H49ZM52 33H54V34H52ZM189 33V32H188ZM199 33V32H198ZM198 33H197V35H198ZM200 33H202V32H200ZM254 33V32H253ZM28 34V33H27ZM52 35L53 36V38L51 39H49L48 37V35ZM55 34V35H56ZM152 34V33H151ZM209 34H210V32H209ZM237 34H238V32H237ZM243 34V33H242ZM7 35V34H6ZM13 34H11V35H8V38H7V42H5L6 41V39H5V43L4 44H6V45H4V48L1 50V52H2V58H6V57H9V54H11L12 53V51H11V47H10V45L11 44H13V42H16V40H18V38L19 37H17V39L15 40V38H14V40L15 41H11V40H13V38L12 37H15V36H12ZM16 35V36H17ZM153 35V34H152ZM195 35V34H194ZM196 35V36H197ZM202 35V34H201ZM200 35V36H201ZM224 35V34H223ZM233 35H234V33H233ZM233 35H231V36H233ZM250 35H251V33H250ZM51 36V37H52ZM213 36V35H212ZM227 36V35H226ZM242 36V35H241ZM153 37H154V35H153ZM183 37V36H182ZM205 37H207V36H205ZM216 37V36H215ZM223 37V36H222ZM54 38H56V39H54ZM66 38V37H65ZM64 38V39H65ZM67 38H69L68 36H67ZM188 38V37H187ZM190 38V37H189ZM192 38V37H191ZM202 38V37H201ZM224 38H225V35H224ZM223 38V39H224ZM237 38V37H236ZM236 38H234V39H236ZM22 39V38H21ZM147 39H150V38H147ZM162 39V38H161ZM178 39H180V38H178ZM177 39V40H178ZM206 39V38H205ZM212 39V38H211ZM219 39V38H218ZM230 39H231V37H230ZM232 39H233V37H232ZM237 39H239V38H237ZM236 39V40H237ZM139 40V39H138ZM137 40V41H138ZM208 40H209V36H208ZM207 40V41H208ZM215 40H217V39H215ZM235 40V41H236ZM24 41V40H23ZM158 41V40H157ZM161 41V40H160ZM188 41V40H187ZM186 41V42H187ZM209 41H211V40H209ZM219 41V40H218ZM221 41V40H220ZM233 41V40H232ZM238 41V40H237ZM242 41V40H241ZM253 41V40H252ZM259 41V40H258ZM12 42V43H11ZM20 42V41H19ZM147 42V41H146ZM148 42H150L149 40H148ZM156 42V41H155ZM221 42H223V41H221ZM240 42V41H239ZM139 43H141V42H139ZM143 43H145V42H143ZM176 44L174 45V47H173V49L176 51L175 53H177V55H179L178 57L181 59L180 61H182V63L181 62H179V63H181V64H184L183 65V67L184 66H186V68H188L189 67V65H190V63H191V61H192V59L193 58H191V54L188 52V51H190V50H187L188 49V47H187V45H189V44H186L185 43V40H184V42H182V40L181 41H176L175 42ZM189 43V42H188ZM191 43V42H190ZM235 43V42H234ZM241 43V42H240ZM3 44V43H2ZM19 44V43H18ZM21 44V43H20ZM24 44V43H23ZM147 44H149V43H147ZM147 44H145V45H147ZM155 44V43H154ZM165 44V43H164ZM245 44V43H244ZM256 44V43H255ZM75 45V44H74ZM135 45V44H134ZM133 45V46H134ZM139 45V44H138ZM142 45H144V44H142ZM142 45H141V47H142ZM240 45V44H239ZM238 45V46H239ZM246 45V44H245ZM251 45V44H250ZM22 46V45H21ZM76 46V45H75ZM150 46V45H149ZM152 46H153V44H152ZM157 46V45H156ZM164 46V45H163ZM192 46V45H191ZM234 46V45H233ZM237 46V45H236ZM236 46H234V47H236ZM252 46V45H251ZM23 47H25V45L23 46ZM72 47V48H71ZM74 47V48H73ZM135 47V46H134ZM133 47V48H134ZM147 47V46H146ZM31 48V47H30ZM78 48V47H77ZM139 48V47H138ZM149 48V47H148ZM154 48V47H153ZM160 48H161V46H160ZM254 48V47H253ZM20 49V51H21V49L22 48H19ZM74 49V50H73ZM152 49V48H151ZM163 49V48H162ZM236 49V48H235ZM13 50H16V48L15 49H13ZM34 50V49H33ZM141 50H142V48H141ZM143 50H144V47H143ZM149 50V49H148ZM237 50V49H236ZM241 50V49H240ZM243 50V49H242ZM11 51V52H10ZM19 51V52H20ZM135 51V50H134ZM138 51V50H137ZM161 51V50H160ZM16 52V51H15ZM23 52V51H22ZM30 52V51H29ZM37 52V53H38ZM129 52V51H128ZM136 52V51H135ZM147 52V51H146ZM220 52V51H219ZM218 52V53H219ZM238 52H240V51H238ZM14 53V52H13ZM18 53V52H17ZM134 53V52H133ZM139 53V52H138ZM150 53V52H149ZM153 53V52H152ZM162 53V52H161ZM217 53V54H218ZM16 54V53H15ZM19 54V53H18ZM148 54V53H147ZM155 54V53H154ZM159 54V53H158ZM165 54V53H164ZM216 54V55H217ZM38 55V54H37ZM36 55V56H37ZM126 56H127V54H125ZM125 55H124V58H125ZM130 55V54H129ZM128 55V56H129ZM146 55V54H145ZM157 55V54H156ZM162 55V54H161ZM194 55V54H193ZM241 55V54H240ZM1 56V55H0ZM12 56V55H11ZM18 56V55H17ZM136 56V55H135ZM134 56V57H135ZM139 56V55H138ZM219 56V55H218ZM15 57V56H14ZM159 57V56H158ZM162 57V56H161ZM167 57V56H166ZM239 57V56H238ZM241 57V56H240ZM1 58V59H2ZM37 58V57H36ZM133 58V57H132ZM150 58V57H149ZM155 58V57H154ZM165 58V57H164ZM216 58V57H215ZM8 59V58H7ZM7 59H5V60H7ZM14 59V58H13ZM12 59V60H13ZM42 59V58H41ZM143 59H145V58H143ZM5 60H4V62H5ZM46 60V61H47ZM62 60V59H61ZM60 60V61H61ZM135 60V59H134ZM165 60H167V58L165 59ZM191 60V61H190ZM217 60V59H216ZM238 60H240L239 58H238ZM2 61V60H1ZM45 61V62H46ZM52 61V62H53ZM128 61H130V58H129V60ZM155 61H158V60H155ZM127 62V61H126ZM132 62H134V61H132ZM131 62V63H132ZM166 62V61H165ZM171 62V61H170ZM173 62H175V61H173ZM172 62V63H173ZM7 63H8V61L6 62V65H7ZM11 63V62H10ZM55 63V62H54ZM128 63H130V62H128ZM138 63H140V62H138ZM137 63V65L136 66H138L137 68H136V70H135V67L133 68V70H135V72H134V74H135V76L136 77H138L141 81H139L140 82V84H142L141 82H143V83H150L148 80H149V78H148V80H147V76H148V74L146 75V73L148 72V71H146V69L144 68V67H142V64H138ZM146 63V62H145ZM168 63V62H167ZM172 63H170V64H172ZM176 63V62H175ZM192 63H193V61H192ZM212 63V62H211ZM235 63V62H234ZM134 64H136V63H134ZM176 64H178V63H176ZM1 66L2 65H4V64H0ZM13 65V64H12ZM133 65V64H132ZM146 65V64H145ZM174 65V64H173ZM179 65V64H178ZM232 65V64H231ZM144 66V65H143ZM171 66V65H170ZM179 66H181V65H179ZM264 66V65H263ZM5 67V66H4ZM12 67V66H11ZM173 67H177V66H173ZM172 67V68H173ZM6 68V67H5ZM4 68V69H5ZM36 68V67H35ZM35 68H33L34 69V71L33 72H35V73H38V71L36 72V70H35ZM129 68V67H128ZM147 68V67H146ZM149 68V67H148ZM19 69V68H18ZM2 70V69H1ZM22 70V69H21ZM148 70V69H147ZM173 71H174V69H172ZM176 70V69H175ZM178 70V69H177ZM177 70H176V72H177ZM180 70H181V68H180ZM182 70H184V71H186L185 69H183L182 68ZM232 70V69H231ZM6 71V70H5ZM170 71V70H169ZM225 71V70H224ZM18 72H19V70H18ZM23 72V71H22ZM40 72V71H39ZM54 72V71H53ZM53 72H51V74H54ZM128 72L130 73L131 71H127V74H128ZM175 72V74H174V76H176V80L177 79H182V78H184L187 74L186 73H184V74H186V75H184V74H182V73H180V72H178V73H176ZM182 72V71H181ZM3 73V72H2ZM8 73V72H7ZM16 73V72H15ZM132 73V72H131ZM148 73H150V72H148ZM169 73V72H168ZM187 73H188V70H187ZM230 73V72H229ZM18 74V73H17ZM171 74H172V71H171ZM5 75V74H4ZM9 75V74H8ZM7 75V76H8ZM161 75V74H160ZM173 75V74H172ZM172 75L171 76H169L170 78L172 77ZM14 76V75H13ZM130 76V75H129ZM132 76H134V75H132ZM132 76L131 77H129V78H132ZM188 76H189V74H188ZM1 77V76H0ZM11 77V76H10ZM163 77V76H162ZM164 77H167L168 79H169V77L165 74L164 75ZM187 77V76H186ZM126 78H127V76H126ZM137 78V79H138ZM173 78V77H172ZM17 79V78H16ZM133 79V78H132ZM156 79V78H155ZM161 79V78H160ZM166 79V78H165ZM165 79H164V81H165ZM173 79H175V78H173ZM62 80V79H61ZM59 81L58 83L59 84H61V82L62 81ZM71 80V79H70ZM75 80H77V79H75ZM127 80H129V79H127ZM134 80V79H133ZM136 80V79H135ZM157 80V79H156ZM6 81H7V79H6ZM21 81H23V80H21ZM31 81V80H30ZM43 81V80H42ZM68 81V80H67ZM132 81V80H131ZM170 81V80H169ZM46 82V81H45ZM72 82V81H71ZM75 82V81H74ZM77 82V81H76ZM81 82V81H80ZM155 82V81H154ZM153 82V83H154ZM167 82V81H166ZM1 83H4V82H1ZM0 83V90H3L2 91V93H1V95H3V94H5V97H6V95H9V94H7V93H9L8 91L10 90V92L12 91V88L10 89V86H9V84H6V83H4V85L3 84H1ZM10 83V82H9ZM14 83V82H13ZM25 83V82H24ZM66 83V82H65ZM148 83H147V85H148ZM159 83V82H158ZM33 84V83H32ZM44 84V83H43ZM71 84V83H70ZM151 84V83H150ZM12 85V84H11ZM34 85H36V84H33L32 86H34ZM38 85H40V84H38ZM51 85V84H50ZM56 85L58 86V84L56 83ZM72 85V84H71ZM74 85V84H73ZM144 84H142V86H143ZM29 86V85H28ZM45 86H46V84H45ZM44 86V87H45ZM49 86V85H48ZM61 87H62V85H60ZM63 86H65V84L63 85ZM66 86L68 87V88H70L69 87V85H67L66 84ZM65 86V87H66ZM76 86H77V84H76ZM146 86V85H145ZM38 87V86H37ZM41 87V86H40ZM51 87V86H50ZM56 87V86H55ZM59 87V86H58ZM66 87V88H67ZM78 87V86H77ZM81 87V86H80ZM36 88V87H35ZM34 88V89H35ZM42 88V87H41ZM57 88V87H56ZM67 88V89H68ZM71 88H74V86L73 87H71ZM34 89H33V91H34ZM55 89V88H54ZM63 89H65V88H63ZM63 89L61 88V90L63 91ZM76 89V88H75ZM38 89H36V91H37ZM39 90H43V89H39ZM48 90V89H47ZM56 90V89H55ZM59 90L60 89H58L57 90V92H58V94H59ZM7 92V93H5V92ZM35 91V92H36ZM53 91V90H52ZM69 91H70V89H69ZM71 91H73V90H71ZM1 92V91H0ZM4 92V93H3ZM34 92V93H35ZM56 92V91H55ZM56 92V93H57ZM61 92V91H60ZM39 93H41V92H39ZM52 93V92H51ZM51 93H50V96H51ZM74 93V92H73ZM11 94H12V92H11ZM43 94V93H42ZM54 94V93H53ZM66 94V93H65ZM15 95V94H14ZM36 95H38V91H37V94ZM46 95V94H45ZM63 95V94H62ZM39 96V95H38ZM37 96V97H38ZM40 96H42V95H40ZM44 96V95H43ZM47 96V95H46ZM45 96V97H46ZM55 96H57V95H55ZM55 96H54V98H55ZM61 96V95H60ZM67 96V95H66ZM79 96V95H78ZM37 97H35V98H37ZM63 97V96H62ZM4 98V97H3ZM13 98V97H12ZM11 98V99H12ZM40 98V97H39ZM43 98V97H42ZM59 98V97H58ZM64 98V97H63ZM77 98V97H76ZM6 99V98H5ZM66 99V98H65ZM69 99V98H68ZM72 99H73V97H72ZM71 99V100H72ZM8 99H6V101H7ZM15 100H18V98L16 99L15 98ZM37 100V99H36ZM46 100V99H45ZM57 100V99H56ZM76 100V99H75ZM80 101L82 100L81 98L79 99ZM83 100H84V98H83ZM3 101V100H2ZM39 101V100H38ZM42 101V100H41ZM51 101V100H50ZM49 101V102H50ZM66 101H67V99H66ZM70 101V100H69ZM68 101V102H69ZM77 101V100H76ZM9 102V101H8ZM7 102V103H8ZM14 102H17V101H14ZM20 102V101H19ZM34 102H35V100H34ZM52 102V101H51ZM90 102V101H89ZM11 103V102H10ZM55 103V102H54ZM65 103V102H64ZM67 103V102H66ZM80 103V102H79ZM259 103H261V102H259ZM263 103V102H262ZM4 104V103H3ZM17 104V103H16ZM31 104V103H30ZM43 104V103H42ZM47 104V103H46ZM97 104V103H96ZM18 105V104H17ZM21 105H23V104H20V107H21ZM28 105V104H27ZM40 105V104H39ZM38 105V106H39ZM78 105V104H77ZM259 105V104H258ZM261 105V104H260ZM44 106V105H43ZM61 106V105H60ZM70 106H73V105H70ZM104 106V105H103ZM262 106H263V104H262ZM64 107H65V105H64ZM19 108V107H18ZM22 108H24V107H22ZM30 108V107H29ZM32 108V107H31ZM39 108V107H38ZM41 108V107H40ZM49 108V107H48ZM50 108H52V107H50ZM79 108V107H78ZM108 111H109V109L107 108V107H105ZM104 108V109H105ZM16 109V108H15ZM21 109V108H20ZM33 109V108H32ZM37 109V108H36ZM42 109H44V108H42ZM65 109V108H64ZM89 109V108H88ZM102 109V108H101ZM104 109H102L103 111H104ZM121 109V108H120ZM4 110H6V109H4ZM10 110V109H9ZM9 110H7V112L9 111ZM17 110V109H16ZM24 109H22V111H23ZM34 110V109H33ZM38 110V109H37ZM58 110V109H57ZM114 110V109H113ZM116 110V109H115ZM117 110H119V109H117ZM257 110V109H256ZM42 111V110H41ZM56 111V110H55ZM98 111V110H97ZM121 111V110H120ZM6 112V113H7ZM21 112V111H20ZM28 112V111H27ZM43 112V111H42ZM42 112H41V114H42ZM45 112V111H44ZM48 112V111H47ZM57 112V111H56ZM86 112V111H85ZM106 112V111H105ZM104 112V113H105ZM112 112V111H111ZM118 112V111H117ZM260 112V111H259ZM17 113V112H16ZM63 113V112H62ZM113 113H114V111H113ZM120 114H118L117 113V115H120V117H117V115H116V117L117 118H115V119H117L116 121H118V122H116V126H117V128H116V126L114 127L115 129H116V131H114L115 129L113 128V126L111 127V123H113L115 120H113L114 119V117L112 118V117H104L103 119H102V121H101V124H100V122H98L99 123V125L101 126V129H104V128H106V129H104L103 131H107V129L108 128H110V129H112V130H110V129H108L109 131H112L111 133L113 134L114 133V136L112 137V136H109V138L110 137H112V138H114L113 140H116V135L115 134H117V136L119 137V139L117 138V140H120L121 142H119V141H117L118 142V145H119V147L121 148V147H123L122 149L123 150H125V147L128 145V146H133V150H131L129 147H127V149L129 148L132 152H131V156H130V152H129V156H130V158L128 159V158H126L127 159V161H125L126 159H123V158H125V157H127V155L124 157L123 156V158H121V157H119V156H121L122 154H120L119 155V153L117 154V155H119V156H115L117 159H115V162L114 161H112V162H114V164L112 165V168H113V166H114V170H116V171H118V173H126V172H133V170H137V169H141V167L140 166H143L144 165V169H145V171H146V173H147V175H146V183L148 184V186L147 185H145L144 186V184H143V186L142 185H134L131 181H130V183L131 184H133V185H131L130 183H126L127 185H125V181L127 182V180H125L124 181V179H121L120 181H124V183H122L123 185L122 186H128L129 187V185L128 184H130V186H132V187H129L130 189V191H127V189L126 190H124V191H126L125 192V194H126V197H127V202H126V204L128 203V206H131V208L133 207L134 209H135V207L137 206V204H140L141 205V207H142V209H143V211H142V216H143V224L145 223V225H143V226H149L150 227V229L153 231V233H154V235H152V236H154V237H156L155 239V241H161L162 239H164V240H167V242L166 241H164L163 242V240H162V242L164 243V245L166 244V246H163V245H160L159 243H161V242H159L158 244L160 245V247L161 246H163L164 247V249L165 250H169V249H173L174 248V250H175V248H180V247H183V245L184 244H186L185 242L186 241H189L190 239H189V235H190V233L188 234V232L189 231H192L191 229L189 230V225L191 224V222L193 221V219H192V221L190 222V219L192 218V216H194V215H192L193 213H192V211L191 210H196V207L195 206H193V205H195V204H193V202H192V200H191V187H193L192 185H196V183L197 182H199V181H201V179L199 180V177H198V174L196 175V173H194V172H192V170H188V169H186V168H184V166L182 167V165L183 164H179V162L177 161V159H175L174 157H172V156H170L171 155V152L170 153H168L169 151H167V153L169 154L168 156H170V157H167V155L164 157L163 155L161 156L160 154H158V147H156V141L158 140L157 138L159 137V135L160 136H162L161 138H166V136L168 135H166V133H161V132H156V133H158V137H157V135L155 136V134H153L155 137H153V135H150V134H148L147 133V131H146V129H145V133L144 132H141L142 130L141 129H139L138 127H136V125L134 126L135 127V129H134V127L133 126H131V124H130V122L129 123H126V122H128V120H130L129 118L126 120L125 119V121H123V115H121V112H119ZM4 114V113H3ZM58 114V113H57ZM56 114V115H57ZM64 114V113H63ZM70 114V113H69ZM101 114V113H100ZM99 114V115H100ZM103 114V113H102ZM106 114V113H105ZM111 113H109V115H110ZM116 114V113H115ZM123 114V113H122ZM12 115V114H11ZM21 115V114H20ZM26 115V114H25ZM36 115H38V112H37V114ZM35 115V116H36ZM45 115V114H44ZM53 115H55V114H53ZM112 115V114H111ZM6 116V115H5ZM17 116V115H16ZM42 116V115H41ZM46 116H47V114H46ZM49 116V115H48ZM51 116H52V114H51ZM75 119H76V115L74 116V115H72ZM71 116V117H72ZM90 116H91V114H90ZM98 116V115H97ZM108 116V115H107ZM115 116V115H114ZM126 116H127V114H126ZM126 116H124V118L126 117ZM129 116V115H128ZM28 117V116H27ZM30 117V116H29ZM34 117V116H33ZM32 117V115H31V118H33ZM53 117V116H52ZM65 117V116H64ZM70 117V118H71ZM82 117V116H81ZM137 117V116H136ZM4 118V117H3ZM14 118V117H13ZM36 118V117H35ZM41 118H45V116H42ZM41 118H40V121H41ZM59 118H61V117H59ZM66 118V117H65ZM79 118V117H78ZM119 118V119H118ZM132 118V117H131ZM18 119V118H17ZM54 119V118H53ZM82 119V118H81ZM84 119V118H83ZM89 119H92V118H89ZM95 118H93V120H94ZM98 120H99V117L97 118ZM101 119V118H100ZM137 119V118H136ZM16 120V119H15ZM36 120V119H35ZM56 120V119H55ZM54 120V121H55ZM84 120H86V119H84ZM83 120V121H84ZM198 120V119H197ZM202 120V119H201ZM200 120V121H201ZM12 121V120H11ZM10 121V122H11ZM24 121V120H23ZM29 121V120H28ZM39 121V120H38ZM47 121V120H46ZM74 121V120H73ZM78 121H80V119L78 120ZM97 120L95 119V122H96ZM100 121V120H99ZM111 121V122H110ZM132 121V120H131ZM199 121V122H200ZM217 121V120H216ZM8 122V121H7ZM36 122V121H35ZM42 122V121H41ZM53 122V121H52ZM55 122H59V120L58 121H55ZM63 122V121H62ZM66 122V121H65ZM76 122V121H75ZM90 122V121H89ZM92 122H94V121H92ZM127 124V127L125 126L126 124ZM139 122V121H138ZM12 123V122H11ZM32 123H34L33 121H32ZM40 123V122H39ZM81 123V122H80ZM84 123V122H83ZM97 123V122H96ZM98 123L96 124V126L98 125ZM133 123V122H132ZM140 123V122H139ZM21 124V123H20ZM56 124H58V123H56ZM73 124H75V123H73ZM79 124V123H78ZM85 124H89V123H85ZM94 126H95V124L94 123H92ZM111 124V125H110ZM125 124V125H124ZM130 124V126H128ZM134 124H136L135 122H134ZM141 124V123H140ZM229 124H230V122H229ZM19 125V124H18ZM27 125V124H26ZM32 125V124H31ZM30 125V126H31ZM47 125H50L49 123L47 124ZM52 125V124H51ZM55 125V124H54ZM114 125H115V122H114ZM154 125V124H153ZM55 126H57V125H55ZM66 126H68V124L66 125ZM78 126V125H77ZM79 126H80V124H79ZM88 126H90V125H88ZM99 126V127H100ZM138 126V125H137ZM27 127H28V125L26 126V129H27ZM40 127H41V125H40ZM45 127V126H44ZM47 127V126H46ZM59 127H62V124H60V126ZM58 127V128H59ZM72 127V126H71ZM91 127H92V125H91ZM133 127V128H132ZM142 127V126H141ZM153 127H155V126H153ZM205 127V126H204ZM233 127H234V125H233ZM236 127V126H235ZM29 128V127H28ZM32 128H34V127H32ZM55 128V127H54ZM68 128H69V126H68ZM84 128V127H83ZM86 128V127H85ZM97 128H98V126H97ZM124 129V130H122V131H120L121 129ZM194 128V127H193ZM213 128V127H212ZM47 129H48V127H47ZM56 129H57V127H56ZM66 129V128H65ZM64 129V130H65ZM75 129H76V127H75ZM90 129V128H89ZM92 129V128H91ZM90 129V130H91ZM94 129H95V127H94ZM100 129V130H101ZM118 129H119V131H118ZM139 129V130H138ZM195 130H193V131H196V128H194ZM201 129H202V126H201ZM204 129V128H203ZM205 129H206V127H205ZM219 129H221L220 127H219ZM232 129V128H231ZM235 129H237V128H235ZM35 130V129H34ZM33 130V131H34ZM39 130H41V128L39 129ZM49 130V129H48ZM54 130V129H53ZM52 130V131H53ZM59 130H61V129H59ZM66 130H70V128L69 129H66ZM93 130V129H92ZM97 130V129H96ZM166 130V129H165ZM209 130V129H208ZM234 130V129H233ZM28 131V130H27ZM29 131H31V130H29ZM52 131H50V132H52ZM62 131V130H61ZM60 131V132H61ZM71 131V130H70ZM77 131H80V129H78ZM77 131H76V133H77ZM88 131V130H87ZM105 131V132H106ZM114 131V132H113ZM154 131V130H153ZM152 131V132H153ZM160 131H163V130H160ZM174 131V130H173ZM182 131V130H181ZM226 131V130H225ZM231 131V130H230ZM238 131V130H237ZM35 132V131H34ZM37 132V131H36ZM44 132V131H43ZM46 132H47V130H46ZM57 132V131H56ZM72 132V131H71ZM84 132V131H83ZM90 132V131H89ZM101 132V131H100ZM115 132H117V133H115ZM123 132V133H122ZM149 132H150V130H149ZM155 132V131H154ZM170 132V131H169ZM186 132V131H185ZM216 132V131H215ZM238 132H240V131H238ZM8 133H10V132H8ZM31 133H32V131H31ZM40 133V132H39ZM58 133V132H57ZM74 133H75V131H74ZM80 133H81V131H80ZM91 133V132H90ZM95 133V132H94ZM97 133H98V131H97ZM107 133H109V132H106V134ZM171 133H173V132H171ZM229 133V132H228ZM34 134V133H33ZM32 134V135H33ZM43 134V133H42ZM55 134V133H54ZM62 134H63V132H62ZM61 134V135H62ZM85 134V133H84ZM87 134V133H86ZM89 134V133H88ZM92 134H93V132H92ZM100 135H101V133H99ZM103 134V133H102ZM110 134V133H109ZM152 134V133H151ZM185 134V133H184ZM191 134V133H190ZM221 134V133H220ZM232 134V133H231ZM237 134V133H236ZM240 134V133H239ZM22 135V134H21ZM29 135V134H28ZM52 135V134H51ZM59 135H60V133H59ZM60 135V136H61ZM68 135V134H67ZM81 135L83 136V134L81 133ZM96 135H98V134H96ZM95 135V136H96ZM104 135V134H103ZM166 135V136H165ZM178 135V134H177ZM192 135V134H191ZM8 136V135H7ZM31 136V135H30ZM48 136V135H47ZM59 136V137H60ZM64 136H65V133H64ZM74 136V135H73ZM88 136V135H87ZM89 136H90V134H89ZM172 136V135H171ZM171 136H167V138L169 137V139H165V140H168L169 142H170V145H172V146H170V147H173L174 149V151L175 150H178V153H180V152H183V153H186L184 150H186V147H187V151L189 150V148H188V146L186 145V143H185V146H183L184 145V143H183V145L182 144H179L180 143V141L178 142H176L175 140L177 139V136H173L174 138H176L175 140L171 137ZM193 136H195V135H193ZM198 136V135H197ZM227 136V135H226ZM232 136V135H231ZM5 137V136H4ZM18 137V136H17ZM22 137V136H21ZM34 137V136H33ZM33 137H31L32 139H33ZM43 137H44V135H43ZM86 136H84V138H85ZM91 137V136H90ZM93 137V136H92ZM100 137V136H99ZM141 137H143V140H141ZM157 137V138H156ZM36 138V137H35ZM53 138V137H52ZM55 138L57 139V137L55 136ZM54 138V139H55ZM72 138V137H71ZM75 138V137H74ZM80 138V137H79ZM87 138V137H86ZM94 138V137H93ZM93 138H92V140H93ZM156 138V139H155ZM172 138V139H171ZM188 138V137H187ZM196 138V137H195ZM200 138V137H199ZM218 138V137H217ZM231 139H232V137H230ZM238 138V137H237ZM15 139V138H14ZM48 139H50V138H48ZM60 139V138H59ZM61 139H62V137H61ZM64 139V138H63ZM63 139H62V141H63ZM68 139V138H67ZM76 139V138H75ZM90 139V138H89ZM97 139V138H96ZM95 139V140H96ZM106 139V138H105ZM105 139H104V141H105ZM111 139V138H110ZM227 139V138H226ZM19 140V139H18ZM58 140V139H57ZM65 140V139H64ZM70 140V139H69ZM76 140H78V139H76ZM76 140H74V141H76ZM81 140L82 139H80V142H81ZM87 140V139H86ZM100 140V139H99ZM113 140H112V145H114L113 143ZM164 140V141H165ZM179 140V139H178ZM225 140V139H224ZM235 140V139H234ZM15 141H17V140H15ZM40 141V140H39ZM43 141V140H42ZM52 140H50V142H51ZM103 141V140H102ZM103 141V142H104ZM168 141H167V143H168ZM181 141H182V139H181ZM190 141V140H189ZM199 141V140H198ZM216 141V140H215ZM11 142V141H10ZM19 142V144L22 142H20V141H18ZM18 142H16V144L18 143ZM26 142V141H25ZM29 142V141H28ZM49 142V141H48ZM53 142H55V140L54 141H52V145H53ZM64 142V141H63ZM69 142V141H68ZM90 142V141H89ZM110 142V141H109ZM116 142V143H117ZM185 142V141H184ZM200 142V141H199ZM199 142H198V145H199ZM211 142V141H210ZM232 142V141H231ZM236 142V141H235ZM235 142H234V144H235ZM0 143H2V142H0ZM5 143V142H4ZM24 143V142H23ZM36 143V142H35ZM44 143V142H43ZM60 143V142H59ZM58 143V144H59ZM72 143V142H71ZM77 143V142H76ZM75 143V144H76ZM82 143V142H81ZM94 143V142H93ZM111 143V142H110ZM116 143H115V145H116ZM158 143V142H157ZM166 143V142H165ZM166 143V144H167ZM203 143V142H202ZM221 143V142H220ZM13 144H15V143H13ZM26 144V143H25ZM57 144V143H56ZM63 144V143H62ZM104 144V143H103ZM189 144V143H188ZM212 144V143H211ZM227 144V143H226ZM226 144H225V146H226ZM237 144V143H236ZM8 145V144H7ZM21 145V144H20ZM28 145H30V144H28ZM70 145V144H69ZM86 145V144H85ZM118 145H116V148L115 149H118L119 147H118ZM135 145H136V147H135ZM190 145L192 146V144L190 143ZM197 145V146H198ZM204 145V144H203ZM201 146V145H199L198 147L200 148L201 147V149L200 150H202V148L205 146ZM218 145H219V143H218ZM228 145H229V142H228ZM4 146V145H3ZM18 146V145H17ZM24 146V145H23ZM33 146V145H32ZM49 146V145H48ZM47 146V147H48ZM55 147H56V150H55V148L53 147L51 150H53V152H54V150H55V152L57 151V146L56 145H54ZM62 146V145H61ZM74 146V145H73ZM89 146V145H88ZM94 146V145H93ZM157 146H159V145H157ZM190 146V147H191ZM196 146V147H197ZM22 147V146H21ZM20 147V148H21ZM25 147H26V145H25ZM25 147H24V150H25ZM35 147V146H34ZM46 147V146H45ZM52 147V146H51ZM65 147V146H64ZM70 147V146H69ZM78 146L76 145V148H77ZM80 147V146H79ZM100 147H102V146H100ZM115 147V146H114ZM118 147V148H117ZM169 147V146H168ZM169 147V148H170ZM214 147H216V146H214ZM227 147V146H226ZM230 147V146H229ZM236 147V146H235ZM19 148V149H20ZM37 148V147H36ZM40 148V147H39ZM72 148V147H71ZM89 148V147H88ZM91 148V147H90ZM97 148H99V147H97ZM104 148H106L105 146H104ZM104 148H102V149H104ZM118 149V150H115V151H119V150H121V149ZM132 148V147H131ZM169 148H166V149H169ZM192 148H194V147H192ZM221 147H219V149H220ZM224 147H222V149H223ZM228 148V147H227ZM232 148H233V146H232ZM237 148V147H236ZM7 149V148H6ZM22 149V148H21ZM59 149V148H58ZM63 149L64 148H62V151H61V154H62V152H63ZM70 149V148H69ZM83 150H85L84 148H82ZM114 149V148H113ZM161 150L163 149V147L162 148H160ZM159 149V150H160ZM165 149V150H166ZM172 149V148H171ZM197 149V148H196ZM221 149V150H222ZM18 150V149H17ZM26 150L27 151H30L31 149H30V146H27L26 147ZM41 150V149H40ZM43 150V149H42ZM49 150V149H48ZM67 150H68V147H67ZM66 150V151H67ZM77 150V149H76ZM78 150L80 151V149L78 148ZM111 150V149H110ZM129 150V151H130ZM160 150V151H161ZM180 150H182V151H180ZM198 150V149H197ZM199 150V151H200ZM205 150V149H204ZM210 150H211V148H210ZM208 151L207 149H206V154L208 155V153L207 152H211V151ZM223 150H226V149H223ZM229 150V149H228ZM231 150H233V149H231ZM4 151H5V149H4ZM15 151V150H14ZM22 151H23V149H22ZM36 151V150H35ZM39 151V150H38ZM60 151V150H59ZM65 151V150H64ZM73 151H75V150H73ZM72 151V152H73ZM78 151V152H79ZM113 151V150H112ZM115 151H114V153H115ZM122 151V150H121ZM120 151V152H121ZM126 151V150H125ZM172 151V150H171ZM190 151H191V149H190ZM194 151V150H193ZM212 151H214L213 149H212ZM219 151V150H218ZM227 151V150H226ZM33 152H34V150H33ZM52 152V151H51ZM58 152V151H57ZM56 152V153H57ZM71 152V151H70ZM81 152H86V151H81ZM99 152V151H98ZM103 152V151H102ZM105 152H108V150L107 151H105ZM122 152H124V151H122ZM163 152H165L164 150H163ZM202 152H203V150H202ZM201 152V153H202ZM219 152H221V151H219ZM23 153V152H22ZM26 153V152H25ZM43 153V152H42ZM48 153V152H47ZM56 153L54 154L55 156H56ZM67 153V152H66ZM68 153H69V151H68ZM75 153V152H74ZM77 153V152H76ZM90 153V152H89ZM101 153V152H100ZM109 153V152H108ZM107 153V154H108ZM127 153V152H126ZM177 153V154H178ZM200 153V154H201ZM224 153V152H223ZM2 154V153H1ZM39 154V153H38ZM46 154V153H45ZM52 154V153H51ZM51 154H49V158H51ZM64 154H65V152H64ZM71 154V153H70ZM78 154V153H77ZM82 155H84L85 156V154H83V153H81ZM80 154V155H81ZM104 154V153H103ZM124 154V153H123ZM162 154H164V153H162ZM175 154H176V152H175ZM182 154V153H181ZM191 154H192V152H191ZM200 154H199V156H200ZM206 154H204V155H206ZM226 155H227V153H225ZM53 155V154H52ZM57 155H58V153H57ZM68 155V154H67ZM66 155V156H67ZM72 155V154H71ZM79 155V154H78ZM97 155V154H96ZM95 155V156H96ZM98 155H100V154H98ZM97 155V156H98ZM160 155V156H159ZM185 155H187V154H185ZM211 157H212V152H211V154H209ZM1 156V155H0ZM3 156V155H2ZM25 156V155H24ZM37 156V155H36ZM40 156V155H39ZM55 156H53L52 158H54V159H59L60 160V158H56ZM64 156V155H63ZM63 156H62V158L61 159H64L63 158ZM69 156V155H68ZM75 156H77V155H74V157ZM94 156V157H95ZM105 156V155H104ZM108 156H109V154H108ZM112 156V155H111ZM128 156V157H129ZM187 156H189V155H187ZM186 156V157H187ZM198 156V155H197ZM196 156V157H197ZM209 156V157H210ZM216 156V155H215ZM219 156H221V155H219ZM218 156V157H219ZM228 156V155H227ZM33 157V156H32ZM35 157V156H34ZM46 157H47V155H46ZM58 157V156H57ZM60 157H61V155H60ZM70 157V156H69ZM72 157V156H71ZM71 157L69 158V159H71ZM106 157V156H105ZM113 157V156H112ZM111 157V158H112ZM119 157V158H118ZM177 157H178V155H177ZM206 158H207V156H205ZM208 157V158H209ZM211 157H210V159H211ZM213 157H214V154H213ZM225 157V156H224ZM51 158V159H52ZM81 158H83V157H81ZM93 158V157H92ZM180 158H182V156L180 157ZM184 158V157H183ZM202 158V157H201ZM44 159V158H43ZM67 159V158H66ZM73 159V158H72ZM76 160H77V158H75ZM99 159V158H98ZM104 159V158H103ZM114 159H112V160H114ZM189 159V158H188ZM200 159V158H199ZM217 159V158H216ZM215 159V160H216ZM6 160V159H5ZM16 160V159H15ZM14 160V161H15ZM27 160V159H26ZM56 160H54V161H56ZM80 162L81 161H83V160H81L80 159V156H79V159H78ZM100 160V159H99ZM105 160H108V159H105ZM183 160V159H182ZM192 160V159H191ZM203 160V159H202ZM205 160V159H204ZM228 160V159H227ZM233 160H234V158H233ZM40 161V160H39ZM66 161V160H65ZM65 161H63V162H65ZM75 161V160H74ZM87 161H89V160H87ZM86 161V162H87ZM111 161V160H110ZM184 161V160H183ZM196 161V160H195ZM207 161H208V159H207ZM219 160H217V162H218ZM221 161V160H220ZM56 162H58V161H56ZM61 162V160L58 162V163H60ZM62 162V163H63ZM83 162H85V160L83 161ZM85 162V163H86ZM105 162V161H104ZM111 162V163H112ZM201 162V161H200ZM216 162V163H217ZM224 162V161H223ZM233 162H235V161H233ZM36 163V162H35ZM52 163V162H51ZM70 163V162H69ZM181 163V162H180ZM190 163V162H189ZM237 163V162H236ZM56 165H57V163H55ZM65 164V163H64ZM68 163H66V165H67ZM74 164V163H73ZM77 163H75L74 165H76ZM80 164V163H79ZM79 164H77V166L79 165ZM93 164V163H92ZM97 164V163H96ZM99 164V163H98ZM97 164V165H98ZM100 164H102V162L100 163ZM106 164V163H105ZM108 164V163H107ZM143 164V165H142ZM194 164V163H193ZM206 163H204V164H202V165H204V166H206L205 165ZM232 164H234V163H232ZM232 164H230V166L232 165ZM240 164V163H239ZM20 165V164H19ZM60 165V164H59ZM58 165V166H59ZM62 165V164H61ZM72 165V164H71ZM86 165H88V164H86ZM85 165V166H86ZM89 165H90V163H89ZM94 165H95V163H94ZM94 165H92V166H94ZM97 165H95V167L97 166ZM109 165V164H108ZM185 165H187V164H185ZM221 165V164H220ZM256 165V164H255ZM48 166V165H47ZM64 166V165H63ZM81 166H82V168L84 167V165H82L81 164ZM80 166V167H81ZM104 165H102V166H100L101 168L103 167ZM222 166V165H221ZM228 166V165H227ZM233 166V165H232ZM244 166V165H243ZM246 166V165H245ZM54 167V166H53ZM62 167V166H61ZM72 167V166H71ZM70 167V168H71ZM79 167V168H80ZM90 167H91V165H90ZM90 167H88L87 166V169L88 168H90ZM105 167V166H104ZM110 167V166H109ZM192 167V166H191ZM195 167V166H194ZM193 167V168H194ZM202 166H200V168L199 169H204L205 167H202ZM208 167H210L211 168V166H210V164H209V166H207V168ZM216 167V166H215ZM229 167V166H228ZM239 167V166H238ZM263 167V166H262ZM15 168V167H14ZM47 168V167H46ZM49 168V167H48ZM58 168H60V167H58ZM74 168V167H73ZM97 168H99V167H97ZM106 168L108 169V166H106ZM105 168V169H106ZM111 168V169H112ZM212 168H214V165H212ZM219 168V167H218ZM232 168V167H231ZM251 168V167H250ZM259 168V167H258ZM64 169H66V168H64ZM63 169V170H64ZM69 169V168H68ZM75 169H77L78 170V168H75ZM81 169V168H80ZM96 169V168H95ZM104 169V170H105ZM143 169V168H142ZM144 169H143V171H144ZM195 169V168H194ZM209 169V168H208ZM217 169V168H216ZM215 169V170H216ZM227 169V168H226ZM233 169V168H232ZM236 169V167L234 166V170ZM249 169V168H248ZM254 169V168H253ZM257 169V168H256ZM30 170V169H29ZM47 170V169H46ZM70 170H73V169H70ZM81 170H83V169H81ZM98 170V169H97ZM101 170V169H100ZM103 170V169H102ZM103 170V171H104ZM113 170V169H112ZM196 170H197V168H196ZM239 170V169H238ZM48 171V170H47ZM61 171V170H60ZM68 171V170H67ZM84 171H86V173H84ZM84 171H82V173H84V174H82V173H80L79 172V170L77 171L78 173H80L81 174V177H80V175L79 176H77L78 178H76L75 179V176H72V178H74L75 180H74V182H73V180H71L70 178V180L73 182H71L72 184H76V181L78 182V184H76L75 186H77V185H80V186H78V188H77V191H79L80 192V190H81V192H83V195L86 197L87 195H89L88 193H89V189H91V187L92 186H90L89 187V176H87V171L88 170H85V168H84ZM116 171H112V173L113 172H116ZM142 170H140V172H141ZM145 171L144 172H142L143 174H145ZM201 171V170H200ZM230 171H232V170H230ZM244 171V170H243ZM243 171H242V175H243ZM259 171H261V170H259ZM25 172V171H24ZM77 172H75V173H77ZM90 172V171H89ZM101 172V171H100ZM106 172V171H105ZM198 172V171H197ZM206 172V171H205ZM226 172V171H225ZM27 173H28V171H27ZM30 173V172H29ZM36 173V172H35ZM45 173H46V171H45ZM65 173V172H64ZM72 173V172H71ZM98 173H99V170H98ZM109 173V172H108ZM111 173V174H112ZM118 173H116V174H118ZM134 173V172H133ZM136 173H138V172H136ZM204 173V172H203ZM209 173V172H208ZM219 173H220V171H219ZM227 173H229V172H227ZM235 173V172H234ZM240 173V172H239ZM249 173V172H248ZM255 173V172H254ZM1 174V173H0ZM73 174V173H72ZM92 174V173H91ZM97 174V173H96ZM101 174V173H100ZM104 174V173H103ZM102 174V175H103ZM110 174V173H109ZM114 174V173H113ZM143 174H141V176L143 175ZM202 174V173H201ZM211 174V173H210ZM60 175V174H59ZM68 175V174H67ZM73 175H75V174H73ZM77 175V174H76ZM90 175V174H89ZM106 175H108V174H106ZM115 175V174H114ZM112 176V177H114L115 178V176L117 177V175H115V176ZM121 175H123V174H121ZM132 175V174H131ZM140 175V173H138V176ZM217 175V174H216ZM221 175V174H220ZM224 175H226V174H224ZM223 175V176H224ZM235 175V174H234ZM239 175V174H238ZM256 175H258V174H256ZM20 176H22V175H20ZM29 176H30V174H29ZM33 176V175H32ZM32 176H31V178H32ZM46 176V175H45ZM64 176V175H63ZM69 176V175H68ZM100 176V175H99ZM125 175H123V177H124ZM126 176H128V175H126ZM130 176V175H129ZM227 176V175H226ZM239 176H241V175H239ZM10 177V176H9ZM23 177V176H22ZM27 177V176H26ZM47 177V176H46ZM62 177V176H61ZM96 177V176H95ZM94 177V178H95ZM98 177V176H97ZM106 177V176H105ZM108 177V176H107ZM119 177H121V176H119ZM118 177V178H119ZM136 177V176H135ZM142 177H145V175L144 176H142ZM221 177V176H220ZM230 177V176H229ZM232 177V176H231ZM238 177V176H237ZM247 177V176H246ZM254 177V176H253ZM261 177H262V175H261ZM263 177H264V175H263ZM28 178V177H27ZM43 178V177H42ZM91 178H93V177H91ZM90 178V179H91ZM93 178V179H94ZM102 178V177H101ZM100 178V180L99 181H102V179ZM104 178V177H103ZM127 178V177H126ZM130 178V177H129ZM134 178V177H133ZM133 178H131L133 181L135 180V178L133 179ZM141 177H139L137 180H139ZM216 178V177H215ZM240 178V177H239ZM251 178H252V176H251ZM47 179V178H46ZM69 179H67L68 181H69ZM98 179V178H97ZM96 179V180H97ZM107 179V178H106ZM224 179V178H223ZM231 179V178H230ZM255 179V178H254ZM262 179V178H261ZM264 179V178H263ZM34 180V179H33ZM56 180V179H55ZM64 180H66L65 178H64ZM105 180V179H104ZM110 180V179H109ZM111 180H112V178H111ZM110 180V181H111ZM117 180V179H116ZM119 180V179H118ZM130 180V179H129ZM136 180V181H137ZM219 180V179H218ZM238 180V179H237ZM242 180V179H241ZM240 180V181H241ZM245 180V179H244ZM251 179H250V177H249V181H250ZM259 180V179H258ZM24 181V180H23ZM25 181H26V179H25ZM59 181V180H58ZM93 181V180H92ZM105 181H108V180H105ZM104 181V182H105ZM113 182L115 181V180H112ZM111 181V182H112ZM122 181V182H123ZM142 181V180H141ZM209 181V180H208ZM220 181V180H219ZM219 181H217V179H216V182H218L219 183ZM229 181V180H228ZM233 181V180H232ZM232 181H230L231 183H232ZM235 181V180H234ZM233 181V182H234ZM260 182H261V180H259ZM44 182V181H43ZM47 182V181H46ZM62 182V181H61ZM97 182V181H96ZM117 181H115L114 182V184L116 183ZM129 182V181H128ZM182 182V183H181ZM184 182V183H183ZM206 182V181H205ZM204 182V183H205ZM224 182H226V181H224ZM252 182V181H251ZM11 183V182H10ZM33 183V182H32ZM42 183V182H41ZM40 183V184H41ZM53 183V182H52ZM55 183V182H54ZM66 181H65V185H66ZM94 183V182H93ZM137 183H139V182H137ZM144 183V182H143ZM200 183V182H199ZM222 183V182H221ZM230 183V184H231ZM236 183H237V181H236ZM247 183H249L248 181H247ZM4 184V183H3ZM6 184V183H5ZM13 184V183H12ZM34 184H36V183H34ZM38 184V183H37ZM44 184V183H43ZM47 184V183H46ZM64 184V183H63ZM62 184V185H63ZM92 184V183H91ZM97 184H99V183H97ZM101 184H103L102 182H101ZM100 184V185H101ZM106 184V183H105ZM108 184V183H107ZM121 184V183H120ZM202 184V183H201ZM200 184V185H201ZM211 184V183H210ZM222 184H224V183H222ZM226 184H228V182L226 183ZM264 184V183H263ZM50 185V184H49ZM69 185H70V183H69ZM104 185V184H103ZM112 185V184H111ZM119 185V184H118ZM199 185V186H200ZM206 185V184H205ZM204 185V186H205ZM214 185V184H213ZM233 185V184H232ZM243 185V184H242ZM247 185H249V184H247ZM247 185H246V187H245V189H247ZM28 186H31V185H28ZM53 186V185H52ZM51 186V187H52ZM60 186V185H59ZM68 186V185H67ZM94 186V185H93ZM108 186H110V185H108ZM116 186V185H115ZM114 186V187H115ZM147 186V187H146ZM191 186V187H190ZM223 185H221L220 187H222ZM228 186V185H227ZM230 186V185H229ZM229 186H228V188H227V191H228V189H229ZM234 186V185H233ZM240 186V185H239ZM250 186V185H249ZM248 186V187H249ZM259 186V185H258ZM10 187H11V185H10ZM55 187V186H54ZM73 187V186H72ZM80 187V188H79ZM113 187V186H112ZM117 187H119V186H117ZM226 187V186H225ZM235 187H236V184H235ZM242 187V186H241ZM241 187L239 188V189H241ZM3 188H5V187H3ZM2 188V189H3ZM14 188V187H13ZM47 188V187H46ZM63 188H65V187H63ZM70 188V187H69ZM89 188V189H88ZM94 188H96L95 186H94ZM93 188V189H94ZM101 188H103V187H101ZM116 188V187H115ZM121 188V187H120ZM123 188V187H122ZM196 188V187H195ZM252 188V187H251ZM259 188H260V186H259ZM78 189H80V190H78ZM97 189H100L99 188V186H98V188ZM124 189V188H123ZM123 189H121L120 191H119V188H118V190L117 189H115V191H114V189H113V191H112V189L110 190V188L109 189H106L105 191H106V195H104V197L105 196H108L107 198H109V201H113V200H110V198H112V199H115V198H113L114 196H116L117 197V195H115V192L118 194V196H119V193L117 192V191H119L120 193H122V190ZM209 189V188H208ZM225 190V188L223 187L222 188V190ZM244 188H243V190H245ZM248 189H250V187L248 188ZM247 189V190H248ZM258 189V188H257ZM12 190H14V189H11V192H12ZM35 190V189H34ZM54 190V189H53ZM56 190V189H55ZM102 190V189H101ZM117 190V191H116ZM203 190V189H202ZM201 190V191H202ZM210 190H212V189H210ZM252 190V189H251ZM256 190V189H255ZM4 191V190H3ZM10 191V190H9ZM37 191H39V190H37ZM51 191H52V189H51ZM74 191H75V189H74ZM92 191V190H91ZM103 192L102 193H104V189L102 190ZM214 191V190H213ZM236 191V190H235ZM234 190H233V192H235ZM246 191V190H245ZM32 192L33 191H31V193L30 194H32ZM57 192V191H56ZM61 192V191H60ZM59 192V193H60ZM63 192V191H62ZM64 192H65V190H64ZM67 192V191H66ZM80 192V193H81ZM96 192V191H95ZM127 192H129V194L127 193ZM198 192V191H197ZM228 192H231V190L230 191H228ZM241 192V191H240ZM239 191L237 192V194L238 193H240ZM243 192V191H242ZM248 192V191H247ZM251 192V191H250ZM14 193V192H13ZM17 193V192H16ZM22 193V192H21ZM23 193H24V191H23ZM39 193V192H38ZM54 193H55V191H54ZM58 193V192H57ZM70 193V192H69ZM72 193H74V192H72ZM90 193H92V192H90ZM99 193H101V191L99 192ZM220 193V192H219ZM226 193V192H225ZM259 193V192H258ZM264 193V192H263ZM262 193V194H263ZM52 194H53V192H52ZM56 194V193H55ZM63 194V193H62ZM61 194V195H62ZM64 194H66L67 195V193H64ZM124 194V193H123ZM199 194V193H198ZM210 194H212V193H210ZM222 194H224V192L222 193ZM222 194H220V195H222ZM241 194L242 193H240V196H241ZM248 194V193H247ZM253 194V193H252ZM255 194V193H254ZM262 194H260V196L262 195ZM18 195V194H17ZM38 195V194H37ZM37 195H32V196H37ZM60 195V196H61ZM70 195V194H69ZM76 196H77V192H76V194H75ZM81 195H82V193H81ZM80 194L78 195L79 197L81 196ZM82 195V196H83ZM93 195V194H92ZM99 195V194H98ZM128 195V196H127ZM130 195V196H129ZM205 195V194H204ZM213 195H214V193H213ZM235 195V194H234ZM251 195V194H250ZM256 195V194H255ZM71 196H72V194H71ZM71 196H67L66 198H70ZM83 196V197H84ZM91 196V195H90ZM89 196V197H90ZM101 196H103V195H101ZM120 196H122V195H120ZM124 196V195H123ZM219 196V195H218ZM222 196H224V195H222ZM221 196V197H222ZM230 196H231V194H230ZM252 196V195H251ZM83 197H81V198H83ZM98 197V196H97ZM126 197H125V200H126ZM192 197H193V195H192ZM216 197V196H215ZM232 197V196H231ZM238 197V196H237ZM256 197V196H255ZM254 197V198H255ZM258 197V196H257ZM263 197H264V194H263ZM262 197V198H263ZM5 198V197H4ZM10 198V197H9ZM15 199H16V196L14 197ZM22 198V197H21ZM36 198V197H35ZM52 198H53V196H52ZM57 198V197H56ZM55 198V199H56ZM59 198V197H58ZM74 198V197H73ZM72 198V199H73ZM93 198V197H92ZM121 198V197H120ZM200 198V197H199ZM224 198V197H223ZM235 198H236V196H235ZM241 198V197H240ZM246 198V197H245ZM250 198H252V197H250ZM262 198H260V200L262 199ZM13 199V198H12ZM19 199V198H18ZM39 199V198H38ZM41 199V198H40ZM76 199H78V198H75V200ZM80 199V198H79ZM78 199V200H79ZM96 199V198H95ZM98 199H100V198H98ZM103 199V198H102ZM106 199V197L104 198V200ZM117 199V198H116ZM115 199V200H116ZM203 199V198H202ZM212 199V198H211ZM256 199V198H255ZM5 200V199H4ZM23 200V199H22ZM25 200V199H24ZM32 200V199H31ZM62 200H64V199H62ZM61 200V201H62ZM67 200H70V199H67ZM83 200H85V202H84V204L86 203V201H88V199L86 200V199H83ZM82 200V201H83ZM108 200V199H107ZM118 200H119V198H118ZM195 200V199H194ZM231 200V198L228 200V201H230ZM246 200H247V198H246ZM245 199H244V201H246ZM257 200V199H256ZM264 200V199H263ZM19 201V200H18ZM17 201V202H18ZM30 201V200H29ZM90 201H92V199L90 200ZM202 201H204V200H202ZM228 201H226V202H228ZM235 201H238L237 199L235 200ZM240 201V200H239ZM242 201V200H241ZM23 202V201H22ZM35 202V201H34ZM58 202H59V200H58ZM68 203H69V201H67ZM72 202V201H71ZM70 202V203H71ZM78 202V201H77ZM76 202V203H77ZM94 202V201H93ZM104 202V201H103ZM103 202H102V204H103ZM105 202H106V200H105ZM113 202H115L116 203V201H113ZM216 202V201H215ZM221 202H222V200H221ZM231 202V201H230ZM229 202V203H230ZM233 202V201H232ZM231 202V203H232ZM256 202H258V200L256 201ZM10 203V202H9ZM16 203V202H15ZM27 203V202H26ZM39 203V202H38ZM37 203V204H38ZM43 203V202H42ZM51 203V202H50ZM61 203H64V201L63 202H61ZM60 203V204H61ZM73 203H74V201H73ZM82 202H80V206L83 208V206H84V204L82 205L81 204ZM88 203V202H87ZM100 203V202H99ZM217 203V202H216ZM236 203V202H235ZM240 203V202H239ZM242 203V202H241ZM260 203V202H259ZM52 204V203H51ZM78 204V203H77ZM89 204H90V202H89ZM94 204V203H93ZM98 204V203H97ZM101 204V203H100ZM105 204H107V203H105ZM109 205H107V206H110V203H108ZM111 204H113V207H114V203H111ZM121 204V203H120ZM123 204V203H122ZM199 204V202L196 204V205H198ZM22 205V204H21ZM40 205V204H39ZM62 205V204H61ZM69 205V204H68ZM67 205V206H68ZM74 205V204H73ZM86 206H84V208H86L87 206L89 207V205L88 204H85ZM96 205V204H95ZM94 205V206H95ZM116 205V204H115ZM199 205H201V204H199ZM217 205V204H216ZM218 205H220V204H218ZM238 205H240V204H238ZM243 205H245V203L244 204H242V206ZM261 205H264V203L263 204H261ZM17 206H19V205H17ZM57 206H58V204H57ZM67 206H65V208H67ZM77 206H79V204L77 205ZM76 206V207H77ZM79 206V207H80ZM94 206H92V207H94ZM102 206V205H101ZM106 206V207H107ZM127 206V205H126ZM127 206V207H128ZM222 206V204L219 206V207H221ZM241 206V207H242ZM27 207V206H26ZM55 207H56V205H55ZM54 207V208H55ZM76 207H75V209H76ZM80 207V208H81ZM100 207V206H99ZM98 207V208H99ZM112 206L110 207V208H113ZM118 207V206H117ZM125 207V206H124ZM126 207V208H127ZM208 207V206H207ZM224 207V206H223ZM236 207H237V205H236ZM241 207H239L238 206V208H241ZM247 207V206H246ZM257 207V206H256ZM264 207V206H263ZM262 207V208H263ZM20 209H21V207H19ZM28 208V207H27ZM42 208V207H41ZM61 208V207H60ZM63 208H64V206H63ZM74 208V207H73ZM80 208H78V210L80 209ZM84 208H83V210H84ZM90 208V207H89ZM109 207H108V210H111ZM119 208V207H118ZM129 208V207H128ZM127 208V209H128ZM132 208V209H133ZM193 208V209H192ZM215 208V207H214ZM229 209V207H226V209ZM235 208V207H234ZM15 209V208H14ZM45 209V208H44ZM68 209V208H67ZM100 209V208H99ZM99 209H98V211H99ZM123 209V208H122ZM136 209H138V208H136ZM136 209H135V211H136ZM141 209V208H140ZM199 209V208H198ZM208 209V208H207ZM217 209V208H216ZM232 209V208H231ZM235 209H237V208H235ZM247 209V208H246ZM249 209H250V207H249ZM257 209V208H256ZM259 209V208H258ZM258 209H257V211H258ZM25 210V209H24ZM58 210H61V209H58ZM70 210H71V208H70ZM87 210V209H86ZM85 210V211H86ZM102 210V209H101ZM105 210V209H104ZM107 210V211H108ZM116 210V209H115ZM193 210V211H194ZM204 210V209H203ZM203 210H202V212H203ZM206 210V209H205ZM218 210V209H217ZM230 210V209H229ZM240 210H242V209H240ZM239 210V212H241ZM244 210V209H243ZM252 209H250L249 211H251ZM6 211V210H5ZM52 211V210H51ZM66 211V210H65ZM77 211V210H76ZM80 211H81V209H80ZM113 211V212H112ZM111 211V213H110V215H112V216H109V218H110V222H107V223H110V225H106V226H111V231H112V233L113 234H121V231L122 232H124L123 231V229H122V225H121V223L123 224V222H119L120 220H117L118 218H116L115 216H114V214L115 215H117L115 212H114V209ZM132 211V210H131ZM134 211V210H133ZM138 212H140L139 210H137ZM197 211V210H196ZM200 211H201V209H200ZM223 211V210H222ZM228 211V210H227ZM227 211H226V213H227ZM233 211V210H232ZM246 211V210H245ZM253 211V210H252ZM251 211V212H252ZM254 211H255V209H254ZM257 211L255 212V213H257ZM260 211V210H259ZM262 211H264V210H262ZM9 212V211H8ZM12 212V211H11ZM16 212V211H15ZM38 212V211H37ZM41 212V211H40ZM75 212V211H74ZM78 212V211H77ZM88 212H89V210H88ZM87 212V213H88ZM120 212V211H119ZM124 212V211H123ZM122 211H121V213H123ZM212 212H214V210L212 211ZM216 212V211H215ZM220 212V211H219ZM238 212V213H239ZM261 212V211H260ZM44 213V212H43ZM79 213V212H78ZM92 213V212H91ZM94 213V212H93ZM98 213V212H97ZM101 213V212H100ZM120 213V214H121ZM127 213V212H126ZM198 213H200V212H198ZM205 213V212H204ZM217 213H218V211H217ZM221 213V212H220ZM242 213H243V211H242ZM245 213H247V211L245 212ZM264 213V212H263ZM33 214V213H32ZM61 214H62V212H61ZM63 214H64V212H63ZM62 214V215H63ZM67 214V213H66ZM65 214V215H66ZM73 214V213H72ZM75 214V213H74ZM83 213H81V215H82ZM95 214V213H94ZM103 214L104 215H106V213H104L103 212ZM102 214V215H103ZM119 214V213H118ZM120 214H119V216H120ZM124 214H125V212H124ZM132 214V213H131ZM138 214V213H137ZM195 214V213H194ZM240 214V213H239ZM239 214H238V216H239ZM248 214V213H247ZM247 214H245L246 216H247ZM251 214V213H250ZM260 214H262V213H260ZM4 215V214H3ZM31 215V214H30ZM46 215V214H45ZM58 215V214H57ZM60 215V214H59ZM76 215V214H75ZM79 215V214H78ZM78 215H76V216H74L75 218L78 216ZM84 215V214H83ZM92 215V214H91ZM126 215H128V214H126ZM126 215H123L122 217H126ZM205 215V214H204ZM211 215V214H210ZM221 215V214H220ZM224 215V214H223ZM229 215V214H228ZM243 215V214H242ZM253 215H255V214H253ZM1 216V215H0ZM7 216V215H6ZM52 216V215H51ZM69 216V215H68ZM71 216V215H70ZM69 216V217H70ZM99 216V215H98ZM98 216H97V219H98ZM100 216H101V214H100ZM119 216H117V217H119ZM131 216H135V215H131ZM197 216V215H196ZM207 216H209V215H207ZM232 216V215H231ZM235 216H237L236 214H235ZM237 216V217H238ZM246 216H245V218H244V220L246 219ZM260 216V215H259ZM12 217V216H11ZM34 217V216H33ZM39 217V216H38ZM37 217V218H38ZM60 217V216H59ZM59 217L58 218H56V219H58L59 220ZM73 217V216H72ZM82 217V216H81ZM81 217H80V219H81ZM89 217H91L90 215H89ZM104 217V216H103ZM102 217V218H103ZM108 216H106V218H107ZM200 217V216H199ZM211 217V216H210ZM215 217V216H214ZM229 217V216H228ZM234 217V216H233ZM240 217V216H239ZM3 217H1L0 219H2ZM31 218V217H30ZM48 218V217H47ZM74 218V219H75ZM87 218H88V216H87ZM95 218V217H94ZM94 218H93V221H94ZM108 218V219H109ZM120 218V217H119ZM128 218V217H127ZM130 218H132V217H130ZM195 218V217H194ZM203 218V217H202ZM207 219H209L208 217H206ZM231 218V217H230ZM235 218V217H234ZM251 218H252V216H251ZM251 218H247V219H251ZM257 218V217H256ZM264 218V217H263ZM28 219V218H27ZM39 219V218H38ZM55 219V220H56ZM76 219H78V217L76 218ZM80 219H78L76 222H73L72 220H71V225L72 224H76L78 221H80ZM89 219V218H88ZM96 219V218H95ZM104 219V218H103ZM123 219H125V218H123ZM138 219V218H137ZM136 219V220H137ZM196 219V218H195ZM199 219V218H198ZM201 219V218H200ZM229 219V218H228ZM252 219H254V218H252ZM262 219V218H261ZM8 220V219H7ZM61 220V219H60ZM64 220H66V219H64ZM84 220H85V218H84ZM132 220V219H131ZM130 220V221H131ZM134 220V219H133ZM136 220H135V222H136ZM138 220H140V219H138ZM203 220V219H202ZM206 220V219H205ZM205 220H203V221H205ZM212 220V222H213V219H210V221ZM235 220V219H234ZM238 221L239 220H243V219H237ZM244 220H243V222H244ZM255 220V219H254ZM9 221V220H8ZM53 221V218H52V220H51V222ZM68 221H70V220H68ZM88 220H86V221H84V224H85V222H87ZM92 221V222H93ZM100 221H102V220H100ZM125 221H127V219L125 220ZM199 221V220H198ZM197 221V222H198ZM220 221V220H219ZM231 221V220H230ZM256 221V220H255ZM7 222V221H6ZM62 222H63V219H62ZM89 222V221H88ZM98 222V221H97ZM194 222V221H193ZM192 222V223H193ZM207 222V221H206ZM218 222V221H217ZM223 222V221H222ZM249 222V221H248ZM254 222V221H253ZM9 223V222H8ZM49 223V222H48ZM53 223V222H52ZM56 223V222H55ZM54 223V224H55ZM57 223H60V222H58L57 221ZM64 223V222H63ZM82 222L80 221V224H81ZM100 223V222H99ZM102 223H105V222H102ZM130 223V222H129ZM141 223V222H140ZM196 223V222H195ZM200 223V222H199ZM204 223V222H203ZM208 223V222H207ZM210 223V222H209ZM230 222H228V224H229ZM233 223V222H232ZM237 223V222H236ZM240 223V222H239ZM251 223V222H250ZM249 223V224H250ZM259 223H260V221H259ZM264 223V222H263ZM10 224V223H9ZM31 224V223H30ZM46 224V223H45ZM53 224V225H54ZM61 224L62 223H60V227H61ZM66 225H67V223H65ZM74 224V225H75ZM83 224V223H82ZM89 224V223H88ZM98 224V223H97ZM194 224V223H193ZM202 224V223H201ZM205 224V223H204ZM213 224V223H212ZM10 225H12V224H10ZM9 225V226H10ZM24 225V224H23ZM63 225V224H62ZM71 225H69V227H71ZM74 225H72V227L74 226ZM100 225V224H99ZM124 225V224H123ZM134 225V224H133ZM137 225V224H136ZM194 225H196V224H194ZM207 225V224H206ZM211 225V224H210ZM232 225V224H231ZM238 226H240V225H242V222H241V224L239 225V224H237ZM237 225H235V226H237ZM243 225H245V223L243 224ZM256 225V224H255ZM258 225V224H257ZM256 225V226H257ZM49 226V225H48ZM59 226V225H58ZM77 226V225H76ZM78 226H79V224H78ZM77 226V227H78ZM87 226V225H86ZM88 226H90V225H88ZM92 226V225H91ZM126 226H127V224H126ZM191 226V225H190ZM199 225L197 224V227H198ZM203 227H204V225H202ZM209 226V225H208ZM227 226V225H226ZM252 226H253V224H252ZM260 226V225H259ZM262 226H263V224H262ZM41 227V226H40ZM81 227V226H80ZM94 227V226H93ZM92 227V228H93ZM95 227H96V224H95ZM102 227H105V226H102ZM136 226L134 225V228H135ZM192 227V226H191ZM196 227V228H197ZM206 227L207 226H205V229H206ZM212 227H213V225H212ZM56 228H57V225H56ZM66 228V227H65ZM74 228V227H73ZM91 228V227H90ZM106 228V227H105ZM107 228H109V227H107ZM126 228H128V226L126 227ZM130 228V227H129ZM144 228V227H143ZM199 228H201V227H199ZM199 228H197V230L199 229ZM228 228V227H227ZM230 228V227H229ZM232 228V227H231ZM236 228V227H235ZM245 228V227H244ZM244 228H242L243 230H244ZM250 228H251V226H250ZM252 228H254V227H252ZM251 228V229H252ZM15 229H17V228H15ZM62 229V228H61ZM70 229V228H69ZM81 229V228H80ZM79 229V230H80ZM83 229V228H82ZM96 229V228H95ZM102 229V228H101ZM131 229V228H130ZM136 229V228H135ZM145 229V228H144ZM148 229V228H147ZM149 229V230H150ZM192 229H193V232H194V228L192 227ZM203 229V228H202ZM217 229V228H216ZM234 229V228H233ZM247 229H248V227H247ZM256 228H254V230H255ZM259 230H261L260 229V227L258 228ZM257 229V230H258ZM264 229V228H263ZM33 230V229H32ZM67 230H68V228H67ZM73 230V229H72ZM86 230V229H85ZM88 230H89V227H88ZM107 230H109V229H107ZM126 230V229H125ZM128 230V229H127ZM133 230V229H132ZM212 230H213V228H212ZM218 230V229H217ZM238 230V229H237ZM236 230V231H237ZM242 230V231H243ZM257 230H256V232H257ZM81 231H83V230H81ZM96 231H97V233L99 232V230H97L96 229ZM103 231V230H102ZM106 231V230H105ZM104 231V232H105ZM141 231V230H140ZM196 231V230H195ZM199 231V230H198ZM197 231V232H198ZM207 231V230H206ZM211 231V230H210ZM209 231V232H210ZM228 231V230H227ZM231 231V230H230ZM235 230H233V232H234ZM250 231H252V230H250ZM3 232V231H2ZM1 232V233H2ZM44 232V231H43ZM68 232H69V230H68ZM71 232V231H70ZM78 232V231H77ZM89 232V231H88ZM92 232H93V230H92ZM109 232V231H108ZM108 232H106V235H107V233ZM130 232V231H129ZM203 232V231H202ZM208 232V231H207ZM219 232V231H218ZM241 232V231H240ZM244 232V231H243ZM246 232H248V231H246ZM67 233V232H66ZM110 233V232H109ZM109 233H108V236H109ZM111 233V235H113ZM126 233L128 234V232L126 231ZM134 232H132L131 234H133ZM135 233H137V232H135ZM141 233V232H140ZM140 233H138V234H140ZM149 233V232H148ZM148 233H146V234H148ZM192 233V232H191ZM206 233V232H205ZM245 233V232H244ZM249 233V232H248ZM252 233V232H251ZM263 233H264V230H263ZM25 234V233H24ZM39 234V233H38ZM89 234V233H88ZM87 234V235H88ZM94 234V233H93ZM126 234V235H127ZM149 234H151V233H149ZM195 234H198V233H195ZM247 234V233H246ZM260 234V233H259ZM67 235H69V233L67 234ZM73 235V234H72ZM70 236V239H72V237L73 236ZM81 235H82V233H81ZM91 235V234H90ZM89 235V236H90ZM99 236H100V233L98 234ZM118 235V236H119ZM123 235H124V233H123ZM126 235H125V238L124 239H127V238H129V237H127L126 238ZM134 235V234H133ZM133 235H132V237H133ZM193 235V234H192ZM201 234H199V235H197V237L198 236H200ZM220 235V234H219ZM230 235V234H229ZM235 235V234H234ZM254 235V234H253ZM258 235V234H257ZM21 236V235H20ZM25 236H26V234H25ZM54 236V235H53ZM83 236V235H82ZM95 236V235H94ZM102 236H104L103 234H102ZM129 236V235H128ZM149 236V235H148ZM151 236V235H150ZM150 236H149V239H150ZM196 236V235H195ZM195 236H194V238H195ZM227 236V235H226ZM231 236V235H230ZM229 236V237H230ZM240 236V235H239ZM262 236V235H261ZM79 237H81V236H79ZM110 237H112V236H110ZM110 237H109V239H110ZM113 237H114V235H113ZM123 237V236H122ZM136 237V236H135ZM139 237V236H138ZM141 237H142V235H141ZM143 237H144V235H143ZM146 237V236H145ZM202 237V236H201ZM208 237V234L206 235V238ZM210 237V236H209ZM213 237V236H212ZM234 237V236H233ZM252 237V236H251ZM2 238V237H1ZM13 238H14V236H13ZM39 238V237H38ZM74 238H75V236H74ZM82 238V237H81ZM88 238V237H87ZM93 239H94V237H92ZM96 238H97V234H96ZM106 238V237H105ZM191 238V237H190ZM193 238V237H192ZM204 238H205V236H204ZM228 238V237H227ZM235 238H236V236H235ZM262 238V237H261ZM35 239V238H34ZM108 239V240H109ZM133 239V238H132ZM135 239V238H134ZM138 239V238H137ZM144 239V238H143ZM142 239V240H143ZM146 239V238H145ZM153 239V238H152ZM196 239V238H195ZM229 239H231V238H229ZM228 239V240H229ZM234 239V238H233ZM240 239H241V236H240ZM248 239H249V237H248ZM256 239V238H255ZM258 239H259V237H258ZM8 240V239H7ZM72 240H74V239H72ZM72 240H70V242L72 241ZM78 241V243L77 244H83V241H84V239H83V241L81 242H79V239H77ZM89 240V239H88ZM100 240V239H99ZM102 240H103V237H102ZM102 240H100V241H102ZM106 240V239H105ZM104 240V241H105ZM113 240V239H112ZM119 240V239H118ZM121 240V239H120ZM141 240V241H142ZM193 240V239H192ZM192 240H190L191 242H192ZM196 240H199V238L198 239H196ZM201 240V239H200ZM243 240V239H242ZM262 241H263V239H261ZM104 241H102L103 243H104ZM109 241H111V240H109ZM114 241H116V240H114ZM135 241H137L136 239H135ZM155 241H153V242H155ZM193 241H195V240H193ZM203 241V240H202ZM215 241H216V238H215ZM226 241V240H225ZM234 241V240H233ZM246 241H247V238H246ZM252 241H253V239H252ZM251 241V242H252ZM256 241V240H255ZM3 242V241H2ZM1 242V243H2ZM91 242H92V240H91ZM106 242V241H105ZM125 242H126V240H125ZM125 242H123L124 244H125ZM127 242H128V240H127ZM126 242V243H127ZM130 242V241H129ZM133 241H131V243H132ZM138 242V241H137ZM151 242V241H150ZM150 242L148 243L147 242V244H149V246H151L150 245ZM157 242H155V243H157ZM191 242H189V243H191ZM197 242H201V241H197ZM197 242H195V243H197ZM205 242V241H204ZM211 242V241H210ZM224 242V241H223ZM228 242H230V241H228ZM241 242V241H240ZM244 242V241H243ZM249 242V241H248ZM248 242H247V244H248ZM257 242V241H256ZM43 243V242H42ZM41 243V244H42ZM75 244H76V242H74ZM73 243V244H74ZM86 243V242H85ZM94 243V242H93ZM98 243V242H97ZM107 243H109L110 244V242H107ZM112 243V242H111ZM117 243H118V241H117ZM116 243V244H117ZM120 243H122V242H120ZM122 243V244H123ZM135 243V242H134ZM139 243H143V242H139ZM138 243V244H139ZM163 243H161V244H163ZM194 243V244H195ZM230 243H232V242H230ZM244 243H246V242H244ZM253 243H255V242H253ZM87 244H89V243H87ZM96 244V243H95ZM99 244V243H98ZM109 244L108 245H106L105 244V246H109ZM115 244V245H116ZM188 244V243H187ZM205 244V243H204ZM218 244V243H217ZM246 244V245H247ZM250 244V243H249ZM100 245V244H99ZM101 245H102V243H101ZM119 245V244H118ZM117 245V246H118ZM125 245H127L128 246V244H125ZM130 245V244H129ZM133 246L135 245V244H132ZM193 245V244H192ZM198 245V244H197ZM205 245H207V244H205ZM209 245V244H208ZM211 245V244H210ZM228 245L229 246H231L229 243H228ZM252 245V244H251ZM250 245V246H251ZM256 245V244H255ZM259 244H257V246H258ZM74 246V245H73ZM80 246V245H79ZM86 246V245H85ZM90 246V245H89ZM103 247L102 248H104V245H102ZM117 246H116V248H117ZM124 246V245H123ZM127 246H125V247H127ZM143 246V245H142ZM147 246V245H146ZM153 246V245H152ZM155 246V245H154ZM212 246V245H211ZM214 246H216V245H214ZM237 246V245H236ZM253 246V245H252ZM260 246V245H259ZM258 246V247H259ZM263 246V245H262ZM261 246V247H262ZM3 247V246H2ZM74 247H76V245L74 246ZM73 247V248H74ZM87 247V246H86ZM92 247V246H91ZM99 247V246H98ZM101 247V246H100ZM110 247H111V245H110ZM112 247H114L113 246V244H112ZM144 247V246H143ZM156 247H158V246H156ZM163 247H162V250H163ZM188 247H189V245H188ZM199 247H201V246H198V248ZM203 247V246H202ZM201 247V248H202ZM235 247V246H234ZM237 247H239V246H237ZM243 247H245L244 245H243ZM257 247V248H258ZM260 247V248H261ZM1 248V247H0ZM52 248V247H51ZM58 248V247H57ZM77 248V247H76ZM84 248V247H83ZM88 248V247H87ZM86 248V249H87ZM94 248V247H93ZM108 249H109V247H107ZM106 248V249H107ZM115 248V247H114ZM133 248V247H132ZM136 248V247H135ZM134 248V249H135ZM155 248V247H154ZM198 248H195L196 249V254H197V257H198V254H200V253H197V249ZM205 248V247H204ZM242 248V247H241ZM250 248V247H249ZM248 248V250H250ZM256 248V249H257ZM7 249V248H6ZM54 249V248H53ZM72 249V248H71ZM80 249V248H79ZM86 249H85V251H86ZM96 249V248H95ZM101 249V248H100ZM99 249V250H100ZM119 249V248H118ZM129 249H131V246H130V248ZM147 249V248H146ZM151 249V247H149V250ZM153 249V248H152ZM181 249V248H180ZM188 249V248H187ZM193 250H195L194 248H192ZM191 249V250H192ZM208 249V248H207ZM210 249V248H209ZM215 249H217V248H215ZM223 249H224V247H223ZM227 249V248H226ZM229 249V248H228ZM231 250H232V246H231V248H230ZM263 249H264V247H263ZM263 249H258L260 252L258 253V254H256L257 252H256V250H255V252L254 253H251V252H253L254 250L253 249H251L252 251L251 252H249V253H243L244 254V259H243V264L244 263H247V264H250V262H256V259L258 258V257H260L261 256V254H262V252H264L263 251ZM52 250V249H51ZM73 250V249H72ZM104 251H103V253L106 251L105 249H103ZM110 251H111V249H109ZM109 250H108V252H109ZM114 250V249H113ZM124 249H122V251H123ZM126 250V249H125ZM133 250V249H132ZM142 250V249H141ZM154 251H155V249H153ZM161 250V249H160ZM160 250H159V255L161 256V254H160ZM162 250H161V252H162ZM178 250V249H177ZM184 250V249H183ZM182 250V251H183ZM190 250V249H189ZM199 250H201V249H199ZM242 250V249H241ZM247 250V249H246ZM257 250V251H258ZM65 251H68V250H65ZM87 251H88V249H87ZM89 251H91V249L89 250ZM88 251V253H90ZM94 251V250H93ZM96 251H98V249L96 250ZM101 251V250H100ZM116 250H114L113 252H115ZM120 251V250H119ZM130 251V250H129ZM143 251V250H142ZM152 251V250H151ZM245 251V250H244ZM243 251V252H244ZM262 251V252H261ZM61 252V251H60ZM69 252V251H68ZM77 252H79V253H81L80 251H77ZM126 252H128V250L126 251ZM147 252V251H146ZM155 252H157V249H156V251ZM163 252H164V250H163ZM166 252V251H165ZM168 252H170V251H168ZM193 252V254H194V251H192ZM199 252V251H198ZM201 252V251H200ZM207 252V251H206ZM205 252V253H206ZM209 252V251H208ZM213 252V251H212ZM214 252H215V250H214ZM229 252V251H228ZM233 254H234V252L233 251H231ZM236 252H238V251H236ZM247 252V251H246ZM85 253V252H84ZM97 253V252H96ZM100 253V252H99ZM102 253V254H103ZM107 253V252H106ZM105 253V254H106ZM118 253V252H117ZM123 253H124V251H123ZM122 253V254H123ZM128 253H130V252H128ZM135 252H133V254H134ZM144 253V252H143ZM142 253V254H143ZM153 253V252H152ZM151 253V254H152ZM171 253V252H170ZM179 253V252H178ZM182 253V252H181ZM183 253H184V251H183ZM190 253L191 252H189V254H187L188 256L190 255ZM242 252H240V254H241ZM68 254V253H67ZM70 254H71V251H70ZM82 254H83V252H82ZM91 254V253H90ZM110 254V253H109ZM112 254V253H111ZM115 254V253H114ZM119 254H121V252L119 253ZM125 254V253H124ZM127 254V253H126ZM137 254V253H136ZM154 254V253H153ZM172 254H174L175 256L176 255H179V254H177V252H176V254L175 253H172ZM214 254V253H213ZM224 254V253H223ZM229 254V253H228ZM227 254V255H228ZM233 254H231V255H233ZM49 255V254H48ZM47 255V256H48ZM74 255V252H73V254H72V256ZM86 255V254H85ZM88 255V254H87ZM92 255V254H91ZM93 255H95V254H93ZM104 255V254H103ZM103 255H102V257H103ZM108 255V254H107ZM118 255V254H117ZM130 255V254H129ZM141 255V254H140ZM144 255H146V253L144 254ZM149 255V254H148ZM148 255H147V257H148ZM155 255V254H154ZM186 255V254H185ZM187 255H186V257H187ZM206 255V254H205ZM204 255V256H205ZM208 255H211L210 253L208 254ZM219 255V254H218ZM231 255H229V256H231ZM263 255V254H262ZM89 256V255H88ZM101 256V255H100ZM114 256V255H113ZM116 256V255H115ZM119 256V255H118ZM130 256H132V255H130ZM136 256V255H135ZM166 256H171V254L170 255H166ZM193 256H196V255H193ZM213 256H215V255H213ZM84 257V256H83ZM90 257V256H89ZM92 257V256H91ZM95 257H96V255H95ZM95 257H93V259L95 258ZM98 257V256H97ZM96 257V259H100V258H97ZM102 257H101V259H102ZM105 257H107L106 255H105ZM112 256H110V258H111ZM129 257V256H128ZM140 257V256H139ZM142 257V256H141ZM163 257V256H162ZM179 257H181V256H179ZM183 257V256H182ZM185 257V256H184ZM186 257H185V261H186ZM196 257V258H197ZM237 257H238V255L236 256V259L235 258H233V261H234V259L235 260H237ZM242 257V255L238 258V260L237 261H239V259ZM72 258V257H71ZM87 258V257H86ZM108 258H109V256H108ZM132 258V257H131ZM143 258V257H142ZM141 258V259H142ZM152 258H154L153 257V255H152ZM165 258H167V257H165ZM173 258V257H172ZM171 258V260H174V259H172ZM177 258V257H176ZM190 258V257H189ZM191 258L192 259H194L192 256H191ZM203 258V257H202ZM201 258V259H202ZM206 258V257H205ZM215 258V257H214ZM213 258V259H214ZM218 258V256H216V259ZM230 258V257H229ZM76 259V258H75ZM92 259V258H91ZM90 259V260H91ZM100 259V260H101ZM119 259V258H118ZM148 259V258H147ZM147 259H145V260H147ZM155 259V258H154ZM158 259V258H157ZM155 259L156 261H159L160 259ZM163 259H164V257H163ZM162 259V260H163ZM170 259V258H169ZM184 259V258H183ZM209 259V258H208ZM210 259H212V258H210ZM212 259V260H213ZM224 259V258H223ZM242 259V258H241ZM51 260V259H50ZM72 260V259H71ZM70 260V261H71ZM80 260V259H79ZM86 260H88L89 261V259H86ZM129 260V259H128ZM145 260H144V262H145ZM151 260V259H150ZM162 260H160V261H162ZM177 260V259H176ZM181 260V259H180ZM189 260V259H188ZM196 260V259H195ZM219 260H220V257H219ZM222 260V259H221ZM227 260V259H226ZM34 261H36V260H34ZM78 261V260H77ZM96 261V260H95ZM94 261V262H95ZM97 261H99V260H97ZM102 261H103V259L101 260V264H102ZM124 261L126 262V260L124 259ZM149 261V260H148ZM156 261H154L155 263H156ZM168 261V260H167ZM194 261V260H193ZM200 261H202V260H200ZM211 261V260H210ZM93 262V263H94ZM105 262V258H104V261H103V263ZM108 262V261H107ZM111 262V261H110ZM115 263H116V260L114 261ZM124 262V263H125ZM153 261H151V263H152ZM169 262H170V260H169ZM176 262V261H175ZM174 262V263H175ZM179 262H181V261H179ZM197 262V261H196ZM199 262V261H198ZM209 262V261H208ZM213 262V261H212ZM211 262V263H212ZM222 262H224V260L222 261ZM230 262V261H229ZM235 262V261H234ZM233 262V263H234ZM241 262L242 261H240L239 263L237 262V264H241ZM50 263V262H49ZM70 263V262H69ZM96 263V262H95ZM98 263V262H97ZM96 263V264H97ZM113 263V262H112ZM111 263V264H112ZM114 263V264H115ZM122 263V262H121ZM127 263V262H126ZM142 263V262H141ZM155 263H153V264H155ZM161 263V262H160ZM159 263V264H160ZM193 263V262H192ZM206 263H207V261H206ZM228 263V262H227ZM232 263V262H231ZM259 263V262H258ZM2 264V263H1ZM66 264H67V262H66ZM158 264V263H157ZM163 264H164V262H163ZM172 264V263H171ZM181 264H182V262H181ZM184 264H186V263H184ZM187 264H188V262H187ZM194 264V263H193ZM208 264V263H207ZM213 264V263H212ZM252 264V263H251Z\"/></svg>",
    "mask_w": 264,
    "mask_h": 264
}]
</instances>
